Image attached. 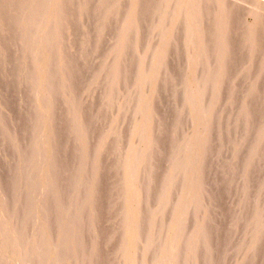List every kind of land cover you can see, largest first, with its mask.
I'll use <instances>...</instances> for the list:
<instances>
[{
	"label": "rangeland",
	"instance_id": "obj_1",
	"mask_svg": "<svg viewBox=\"0 0 264 264\" xmlns=\"http://www.w3.org/2000/svg\"><path fill=\"white\" fill-rule=\"evenodd\" d=\"M2 1H3V3H2ZM9 2V3H7V2ZM1 0V2H0V4L1 5H3V4H5V8L8 10V7L9 6H11V7H9V10H8V12L10 11L11 13H7L8 15V18H7V16H6V18H4V19H2L1 21H0V23L2 22V24L4 23V21H5V24H3L2 25V27H1V30H0V60H2L3 62H5V69H7L6 70V72H4V75H3V77L2 78H0V87H1V85H5V90L4 91H2L1 90V88H0V95L2 96V99H1V96H0V117H2L3 115V117L2 118H0V131H1V133H0V157H2V159H0V165H1V167H0V183L2 184H0V194H1V196H0V264H24L23 262V260H26V259H24V258H30V257H32L33 258V260H32V262L33 263H31V261L29 262L28 261V263H27V260H31L32 258H30V259H27L26 261H25V264H59V262H60V264H73L74 263V260L76 261V260H78V259H82V261H79V263L80 264H95L96 263V260L98 259V260H101V264H212V261H213V264L215 263L214 261H216L217 263H215V264H245V261L247 262L248 260H249V262H247L246 264H259L260 262H261V264H264L263 262H264V260H263V258H264V230H262V229H264V188H263V190L260 192V193H251L246 199L248 200H244L243 199V196L242 197H237L238 195H237V193L239 192V191H237V189H241V187L240 188H238V186H244V185H246V184H249V183H251V182H253L254 180H256V178L258 179V181H256V183L257 184H259L260 183V185H264V169H262V168H264V155H263V152H264V141H263V139H264V135H263V133H262V130H263V128H264V115L263 114H261V112H259V114H258V110L254 107H249L250 109H249V111L248 112H250L249 114H247V116H248V119L246 120V122H245V120L242 122V121H240V123H239V121H238V119H243V117H244V115H245V112H243V109H242V103H241V106L239 105L240 104V102L239 101H241L242 100V102H243V99H246V101L248 102V101H251L252 100V102H254L253 100L254 99H261L260 101H262V99H263V104L262 105H264V73H263V75H262V77L257 81V83L254 85V87L250 90V95H248L247 96V98H243V96L244 95H242L241 94V89L242 88H244L245 86H246V82H248L249 81V72H250V68H252L253 67V65H248V64H246L247 66H245L246 68V71H244V73H242V74H244V76L243 75H239V73H238V66L239 65H237V64H240V63H244V61H245V59L247 58V52H249V50H245V52L243 53V56L242 57H237L236 56V59L235 58H233V57H231V54L230 55H228V54H226L227 56H230V57H228V58H226L227 56L225 55L224 57V63H225V67H226V69H224L225 71L223 72V74L221 73V75H223L221 78L219 77L218 78V81L216 80V82H212L211 84H213V88L212 87H210V89H212V91H210L209 90V92H208V95L206 96V99L204 100V102L203 101H198L197 102V100H199V98L197 97V96H199V78H201L200 77V73H201V75H202V78L200 79L201 81H203L205 78H206V81H208L209 80V78L211 77V72L216 68V69H219L220 67V65H221V61H222V57L220 58V52L217 54L218 56L215 58V57H212V60H211V63H208V64H206V62H204V64H203V60H204V57L203 58H201L203 55L205 56V54L206 53H208L210 50H215L216 51V49H215V45H213V44H211V43H213V40H216V37H214V35L215 36H217L214 32H210V33H207V34H212L210 37H211V39L210 40H212L211 42H209V43H207V44H209V45H206V43H204L205 41H204V39H206V37H208V39L210 38L209 37V35H207V34H204V35H206V37L205 36H202V35H198V37H195V39L193 40V42L194 43H187L186 42V40L184 41L183 40V36L182 35H184L187 31H188V33L190 34H193V33H197V31H198V26H199V22H198V19L196 18L195 19V22H194V24H193V28H192V30H190V29H188L187 28V22H188V19H189V16L187 15V10L189 9L188 8V6L190 7V5H191V2L190 1H193V0H154L155 2H154V4H152L151 5V7L148 5L149 4V2L151 1V0H145V1H147L148 2V4H147V9L143 12V14L144 15H142V13L140 14V18H137V20L138 19H140V20H138L140 23L142 22L145 26H144V28H142V26L141 25H143L142 23L141 24H138V23H134L133 24V19H132V13H133V11L135 10V8L137 7V3H138V1L139 0H114L113 2H112V0H109L108 2H106V3H104V4H100V5H98L97 7H94L95 5H97L98 3L96 2H94V4H93V7H92V3H90V0H85L86 2L84 3V0H60L59 2H60V4H62L63 6H65L64 4H66L67 2H71V3H73V5H71V4H69V3H67L66 5V7L65 8H67V7H70V6H73L74 7V9H75V11H74V20H73V24H71L70 26H67L66 27V24H65V22H66V20H64V21H62V19L64 18V13H63V11H62V9L60 8V6H59V3H58V5L56 4L55 5V2L57 1V0H55V1H53V0H19L18 2H19V4H13V2H15V1H17V0H15V1H9V0ZM25 1V4H23V2ZM65 3H64V2ZM115 1H116V4H115V6L116 7H118L119 5H120V2H121V5L119 6V10H118V14H119V17H120V19L119 20H121V22H119L118 23V21H115V19L117 18V17H115L116 15H115V13H113L114 12V10H113V8H114V6H113V4L115 3ZM137 1V2H136ZM177 1H179V3H177ZM18 2H16V3H18ZM20 2L22 3V5L20 4ZM54 2V3H53ZM64 4H63V3ZM75 2V3H74ZM110 2V3H109ZM119 3V5H118V3ZM77 3V4H76ZM82 3H83V5H82ZM87 3V4H86ZM157 3V4H156ZM8 6H7V5ZM13 4V5H12ZM80 4V5H79ZM110 4V5H109ZM112 4V5H111ZM156 4V5H155ZM169 4V5H168ZM190 4V5H189ZM21 5V6H20ZM88 5V7L90 8V7H92V8H97V9H94V10H92V9H86V8H84V6H87ZM91 5V6H90ZM155 5V6H154ZM17 6V7H16ZM52 6V7H51ZM82 6H83V8H82ZM110 6H111V8H110ZM113 6V7H112ZM253 6L254 7H256L254 4H253ZM14 7V9H12ZM17 9H16V8ZM172 7H174V8H172ZM254 7H252V11H250V12H247V13H244L243 15H240L239 16V23L241 22V23H243V24H241L240 23V30L241 29H246V28H249V29H247V30H244V31H246V33L245 34H247V38L249 39V37H250V35L253 33V30H254V28H256V20H255V17H254V14H253V12H255V9L256 8H254ZM11 8V9H10ZM24 8V9H23ZM48 8L49 9H51L52 8V11L53 12H51V10H48ZM166 8H168V9H166ZM172 8V9H171ZM23 9V10H22ZM60 9V10H59ZM175 9V10H174ZM17 10V11H16ZM26 10V11H25ZM28 10V11H27ZM47 10H48V12H47ZM58 10V11H57ZM99 10L100 11H102L104 14H102V15H100V17H97L95 14L96 13H99ZM167 10V11H166ZM171 10V11H170ZM182 10V11H181ZM13 11H14V14H16V15H13L12 13H13ZM30 11V12H29ZM45 11H46V14H45ZM173 11V12H172ZM16 12V13H15ZM29 12V13H28ZM39 12V13H38ZM59 13V14H57V16H56V13ZM147 12V13H146ZM49 13H51L50 15H49ZM55 13V14H54ZM106 13V14H105ZM163 13V14H162ZM26 14V15H25ZM32 14V15H31ZM52 14H54V15H52ZM63 16H62V15ZM174 14H176L177 15V19H176V21L174 22ZM241 14V13H240ZM246 14V15H245ZM11 15V16H10ZM36 15V16H35ZM52 15V16H51ZM60 15V16H59ZM24 16H27V17H29V18H31V19H27V17H24ZM43 16V17H42ZM14 17V18H13ZM54 17V18H53ZM60 17V18H59ZM142 17H144V18H142ZM146 18V19H145ZM219 18H221V17H217L216 18V21H215V23H217L218 22V24H221V22H222V19H219ZM242 18V19H241ZM11 19V20H10ZM16 19V20H15ZM26 19V20H25ZM43 19H46V20H43ZM56 19H61L60 21L58 20V21H55ZM143 19H144V21H145V23H144V21H143ZM18 20V21H17ZM19 20H20V22L22 23V25H21V23H17V22H19ZM25 20V21H24ZM42 20V21H41ZM186 20V21H185ZM243 20V21H242ZM11 21V22H10ZM17 21V22H16ZM64 23V26L66 27V29L67 30H65V27L63 26V24H62V22ZM106 21V22H105ZM7 22H9V23H7ZM24 22H26V23H24ZM41 22V23H40ZM59 22H61V23H59ZM55 23L57 24V25H55ZM107 23V25H105V27H104V24H106ZM43 24V25H42ZM61 25V27L63 26V28H62V30H61V27H57L58 25ZM103 24V25H102ZM21 25V26H20ZM102 25V26H101ZM117 25V26H116ZM119 25V26H118ZM136 25V26H135ZM247 25V26H246ZM54 26H56V28H60V31H58L59 33L57 34V36L54 38V31L55 30H58V29H56L55 28V30H53L54 28ZM134 26V27H133ZM241 26H242V28H241ZM20 27H22V28H25V29H23V30H25V31H22V30H19V29H21ZM117 27V28H116ZM244 27V28H243ZM98 28V29H97ZM102 28L104 29V31L102 30ZM136 28H138L139 30H137V32L138 33H140L141 34V36L144 38V40H143V38L140 36V38H141V42H139V45H136L135 43H134V41H133V39H131L132 38V30L134 29H136ZM115 29V30H114ZM239 29V28H238ZM65 30V31H64ZM73 30H77V45H76V47H75V49H73V51L71 50V47H70V43H69V39H70V36H72L73 35ZM99 30H101V32H99ZM109 30H111V31H109ZM22 31V33H23V35H22V40H21V42H17L16 44L15 43H13L14 41H12L14 38H15V35L17 34V33H19V32H21ZM64 31V32H63ZM96 31H98L99 33H100V35H99V37H101V35H103L102 36V40L101 39H99V41L100 42H98L97 40L98 39H96V42H98L95 46L97 47L98 45V47L99 48H96L95 46H93L94 45V43L92 42V44L91 45H88V48H87V44H86V47L84 46L85 45V43H86V36H87V34H89L90 32H96ZM108 31V32H107ZM185 31V32H184ZM243 31V30H242ZM98 32H96V33H98ZM130 32H131V34L132 35H129L130 34ZM247 32H249V33H247ZM227 33H228V30H227ZM225 34V38H227V40H228V34ZM3 34V35H2ZM200 34V33H199ZM249 35V36H248ZM119 37V39H120V43H119V45L118 46H120L121 45V47H116V49L118 50L119 48H121L122 49V47H123V44H125V45H127V41H129L128 42V44H130V46H131V49H130V46L129 45H127V46H129V47H127V49L129 48L130 49V51L128 50V51H126V49H124V48H126V47H123V49L122 50H125V51H123V57H124V59H123V57H121V59H119L118 60V51H116V49H114V48H107L106 46V44L107 43H109L108 41L109 40H111L110 39V37H112V39L114 38V37ZM182 36V37H181ZM213 36V37H212ZM125 37H130V39L128 40L127 38H125ZM205 37V38H204ZM52 38H53V41H52ZM123 38H125L124 40L126 41H122V39ZM153 38V39H152ZM241 38H243L244 39V41H245V38L244 37H241ZM246 38V39H247ZM23 39H24V41H23ZM54 39H56L55 40V42H54ZM109 39V40H108ZM127 39V40H126ZM203 39V40H202ZM242 40V39H241ZM130 41H132V43H130ZM182 41H184V42H186L188 45H186V44H184V43H180V42H182ZM209 41V40H208ZM52 42L53 43H55V45H54V47H52ZM71 42V41H70ZM107 42V43H106ZM123 42H125V43H123ZM134 43V44H133ZM168 43H170V44H168ZM172 43V44H171ZM197 43V44H196ZM11 44H12V46H11ZM28 44V45H27ZM105 44V45H104ZM136 45V47L134 48V46H132V45ZM159 44V45H158ZM160 44L162 45L161 47H160ZM168 46V47H170V48H173V49H176V48H178V49H180L179 50V52H177V53H179V54H177L176 52V54H177V56L175 55V53H174V51L171 53V54H169V53H167V51H169V48L168 49H164L165 48V46L166 45ZM178 46H177V45ZM215 44V43H214ZM4 45V47H2ZM9 45L11 46V47H9ZM21 45V46H20ZM124 45V46H125ZM155 45H157V47L155 46ZM165 45V46H164ZM170 45V46H169ZM176 45V46H175ZM180 45V46H179ZM186 45V46H185ZM194 45V46H193ZM204 47H203V46ZM5 46H7L8 47V49L6 50L5 49ZM103 46H105V48L103 47ZM206 46V47H205ZM92 47V48H91ZM145 47H148V49H147V51L145 52V54H146V56H142V61H138V59L137 58H135V59H132V58H134V56H136L137 57V55H140L142 52H143V48H145ZM150 47V48H149ZM152 47V48H151ZM11 48V49H10ZM14 48V49H13ZM95 48H96V50L98 49V52H96V54H95ZM107 48V49H106ZM162 48V49H161ZM214 48V49H213ZM4 50V52H3V50ZM17 49H18V51H17ZM90 49V50H89ZM94 49V50H93ZM150 49H151V51H150ZM158 49V51H159V54H161L162 55V57H161V59H163V61L161 62V65L157 68V69H159V70H161L160 72H159V70H157L158 72H157V78L158 79H162V82L164 83V81H163V79H164V77H165V79H166V82L164 83L165 85H166V91L167 92H165V90H164V88H165V86L163 85V90H162V82L159 80V87H157V90H154V87L152 88V85L150 84V86L148 85V83H152V81H150V82H148L147 83V86H146V84H145V82H147L146 80H149V79H147V78H149L150 76V74H152V73H150V72H152V70H156V69H152V67H149V66H151V62L153 61V59H154V57L152 56L153 55V50L156 52V50ZM177 49V50H178ZM186 49V50H185ZM226 49H229L228 47L226 48ZM225 49V50H226ZM14 50H16V51H14ZM115 50V51H114ZM141 50H142V52H141ZM164 50V51H163ZM166 50V51H165ZM7 51V52H6ZM68 51V52H67ZM71 51H72V53H71ZM94 52V54L93 53H91V52ZM6 52V53H5ZM133 52V53H132ZM135 52V53H134ZM141 52V53H140ZM163 52V53H162ZM187 52V53H186ZM206 52V53H205ZM228 52V51H227ZM2 53V54H1ZM5 53V54H4ZM24 53V54H23ZM70 53V54H69ZM116 53H117V57L115 56L116 55ZM125 53H129V55H126ZM150 53H151V55H150ZM164 53H166V54H164ZM181 53V54H180ZM205 53V54H204ZM21 54H22V56L23 55H25V56H23V58H22V56H21ZM173 54H174V57L176 56V57H180L179 55H182L180 58H181V60H180V58L178 59V58H176L177 59V62L179 63V61L180 62H182V63H180V64H176V65H174L173 64V58H172V56H173ZM188 54V55H187ZM203 54V55H202ZM70 55V56H69ZM169 55H170V57H169ZM21 56V57H20ZM95 56V57H94ZM152 56V57H151ZM68 57V63H70V64H67V62H65L66 60L64 59V58H67ZM98 58V59H95V58ZM131 57V58H130ZM200 59H199V58ZM9 58V59H8ZM94 58V59H93ZM115 58V59H114ZM116 58H117V60L118 61H116ZM146 58V59H145ZM151 58H153L152 59V61L150 60ZM168 58V59H167ZM229 58H230V60L232 61H230L229 60ZM232 58V59H231ZM237 58H239V60L237 59ZM122 59H123V61H122ZM145 59V60H144ZM166 59H167V61H166ZM170 59H172V61L170 62ZM200 61H199V60ZM228 59V60H227ZM233 59H235V60H237V62L236 61H234ZM240 59H241V62H240ZM258 59V58H257ZM6 60V61H5ZM115 60V61H114ZM130 60V61H129ZM164 60H165V62H164ZM201 60H202V64H201ZM215 60V61H214ZM227 60V61H226ZM216 61H218V62H216ZM230 61V63H228ZM10 62H12V63H10ZM120 62V63H119ZM121 62H123V63H121ZM140 62V63H139ZM168 62V63H167ZM169 62H170V64H169ZM236 62V63H235ZM258 62V64H259V62H260V59H259V61H257ZM257 62H255L256 64V66H259V68H261L260 66L262 65V64H257ZM8 63H10V64H8ZM143 63V64H142ZM217 63V64H216ZM72 64V65H71ZM74 64H79V68H78V71H77V80H78V82H76L75 84H76V86H75V84H73V88H75L77 91L79 90V95H77L78 93H77V91L75 90V89H72V87L69 85L68 86V84H69V77H70V74H68V72L70 71L68 68H70L71 66L73 67V65ZM166 64H167V66H166ZM212 66H211V65ZM245 64V63H244ZM15 67H14V66ZM66 65V66H65ZM67 65L69 66V67H67ZM71 65V66H70ZM143 65V66H142ZM162 65H165V68H163L162 67ZM200 65V66H199ZM209 65V66H208ZM217 65H219V66H217ZM241 65V64H240ZM64 67V69H63V67ZM185 66H186V69L184 70L183 68H185ZM195 66V67H194ZM204 66V67H203ZM7 67V68H6ZM8 67H9V70H11V71H9L8 70ZM14 69H13V68ZM61 67H62V69L65 71H63L62 69H61ZM65 67L67 68L66 70H65ZM147 67H149V68H147ZM162 67V68H161ZM23 68L24 69H26V70H28L27 71V73L25 74V76L23 77V84L21 85V87L19 88V92L20 93H18V95H15L14 94V86L16 85V79H18V75L21 73V70H23ZM110 68H111V71H109L110 70ZM161 68V69H160ZM171 68L172 69H174V70H171ZM198 68V69H197ZM207 68H209V70H208V72H207ZM213 68V69H212ZM55 69H59L58 70V72H59V74H58V84H57V87H56V90H57V92H58V94H57V97L59 96V98H57V100H56V103H57V105H52L53 104V101L52 100H49L50 99V97H48L47 98V96H49V93H48V95H47V89L48 88H46V87H48L47 86V78H46V76L48 75V77H50V75H52L53 74V72H54V70ZM142 69V70H141ZM194 69V70H193ZM16 70V71H15ZM18 70H20V71H18ZM143 71V72H141V71ZM171 72H170V71ZM179 70H182L181 72H179ZM189 70H190V72H189ZM63 71V72H62ZM129 71H130V73H129ZM166 73H165V72ZM168 71V72H167ZM187 71V72H186ZM11 72V73H10ZM110 72V73H109ZM131 72H132V74L134 75L135 74V72H137V73H139L140 72V74L138 75L139 76V78H140V80H134L133 78H130V77H127V80H125L124 81V83L122 84L123 85V87L122 86H120L119 85V78L120 77H118V74H120V73H127L128 74V76L131 74ZM148 74V77H147V74ZM149 72V73H148ZM176 72V73H175ZM178 72V73H177ZM185 74L184 76L182 75L183 73ZM245 72H247V73H245ZM13 73V74H12ZM70 73V72H69ZM173 73V75H171V76H174L175 74H176V76H174L173 77V86L172 87H170L171 85L169 84H167L168 83V79H167V77L169 78L170 77V75L169 74H172ZM236 73H237V75H236ZM15 74V75H14ZM17 74V75H16ZM61 74V75H60ZM159 74V75H158ZM164 75V77H163V75ZM166 74H167V76H166ZM206 76H205V75ZM210 74V75H209ZM7 75V77H4V76H6ZM220 75V76H221ZM236 75V77L238 78L239 76V78L237 79L236 77L235 78H233L234 76ZM239 75V76H238ZM65 76H67V77H65ZM107 76V79H110L111 78V82L108 80V83H109V85H107V84H104V85H102V84H100L101 86H99L98 84L99 83H103L101 80H103L105 77ZM120 76V75H119ZM160 76H162V77H160ZM208 76V77H207ZM16 78L15 80H12L13 78ZM28 77H32V79H33V83L32 84H30L28 81H27V78ZM88 77H92L93 78V80L94 81H96V84H94L95 82L93 81L92 83L93 84H91L89 87H87V84H85L86 82H88ZM104 77V78H103ZM108 77H110V78H108ZM118 77V78H117ZM145 77V78H144ZM225 77V78H224ZM4 78H5V80H4ZM46 78V79H45ZM81 80L82 79V81H80L79 79ZM84 78V79H83ZM103 78V79H102ZM130 78V79H129ZM226 78L227 79H229V80H227L228 82H226ZM263 78V79H262ZM9 79H11V80H9ZM34 79H35V81H34ZM65 79H66V81H65ZM116 79H118V81H116ZM133 79V80H132ZM143 81H142V80ZM232 79H233V81H232ZM3 80V81H2ZM150 80H151V78H150ZM220 80H222V81H220ZM10 81L12 82V83H10ZM27 82V85L25 84L26 82ZM101 81V82H100ZM263 81V82H262ZM3 82V83H2ZM15 82V83H14ZM68 82V83H67ZM80 82H81V84H80ZM83 82H85L84 84H82ZM116 83L117 84V86L119 85V87L120 88H118V90H117V94L118 95H120V99H118L115 103V105H111L110 106V102L112 101L111 99H113L114 97H116V96H118L116 93H114V90H115V92H116V89H117V87H116V84H114V83ZM141 82V84H138V83H140ZM183 82V83H182ZM197 82V83H196ZM220 82H221V84L222 83H224V84H222V87H221V84H220ZM227 84H226V83ZM261 82H262V84H261ZM9 83V84H8ZM44 83V84H43ZM46 83V84H45ZM174 83H176V86H174ZM179 83V84H178ZM182 83V84H181ZM214 83H216V84H214ZM7 84V85H6ZM67 86H66V85ZM110 84H111V86H110ZM125 84V85H124ZM153 84V83H152ZM183 86V84H185V86L187 87V89L188 88H190V90H188V91H186V95L185 94H183V93H181L182 92V86ZM198 84V85H197ZM24 85V86H23ZM98 85V86H97ZM113 85V86H112ZM177 85H178V88H177ZM234 86V87H232V86ZM237 85H239L241 88H239V91L237 90L238 88L237 87H239V86H237ZM242 85V86H241ZM258 85H260V86H258ZM13 86V87H12ZM33 86V87H32ZM66 88H65V87ZM95 86V87H94ZM141 86V87H140ZM179 86H181V87H179ZM237 86V87H236ZM25 87V88H24ZM91 87V88H90ZM97 87V88H96ZM104 87H105V89H104ZM108 87L110 88V89H108ZM147 87V88H146ZM149 87V88H148ZM167 87H169V88H167ZM222 89H221V88ZM229 87H231V88H233L234 89V91L236 92V94H234V91H233V89H231V91H229V96L230 97H226L227 96V88H229ZM28 88V89H27ZM69 88V89H68ZM87 88V89H86ZM92 88H93V90H92ZM104 90H103V89ZM116 88V89H115ZM176 88V89H175ZM219 88H220V90L221 91H219ZM68 91H67V90ZM72 89V90H71ZM81 89V90H80ZM101 89V90H100ZM121 89V90H120ZM123 89V90H122ZM151 89V91H149ZM172 89V92L171 93H169L168 91H170ZM175 91H174V90ZM230 89V88H229ZM228 89V90H229ZM245 89V88H244ZM254 89V90H253ZM37 92V94H36V92ZM86 90H88V91H86ZM109 90V91H108ZM138 90H139V92H142V93H139L138 92ZM177 90H178V96L179 97H182L181 99H176L177 100V102L175 103V105H173V112H172V115H171V117H173V120H172V123H171V126H173V127H176V125L178 124L177 122L179 121V119H180V117H181V113H180V111L183 113V111H184V113H186V114H189V116H190V118H188V121L189 122H187V124H185L183 127H185V128H183V132H181L180 131V133H178V137L179 136H183V137H181V138H183V139H180V137L178 138L179 140L178 141H176L175 142V148L177 149V147H178V149H177V151H175V149H173L172 150V153H171V156H173V155H175L174 157H175V162L176 161H178V157H177V155L178 154H180L181 153V151H182V149L183 148H185L186 146L185 145H187V142H189V135L188 134H186V133H188V132H195V138H198V139H202V134L205 132V131H203L202 132V130H204V126H203V124H202V118H203V113H204V116H206L205 115V112H207L206 114H208V116L209 117H213L212 118V122H214L212 125H210V129L208 128V131L210 132V131H212V132H210L209 134H210V136H213L212 137V139L215 141V136H214V133H215V130H222L223 128V126L225 127L224 128V132L226 133L224 136H223V138L224 139H222V145L220 144V147L218 146V143H216L215 144V146H217L216 148H217V150H216V148H215V146H213L212 147V149L213 150H215V151H222V148L223 149H225L226 148V146H227V151L225 152V155L222 157V155H220L221 153H216L215 151H209L210 153H207L206 151H207V148L205 147V149H206V151H204L206 154H208V155H206L205 153H203V154H201V156L203 157L202 159H201V161H199V164H198V166H195V167H193V166H191V163L189 162V160L188 159H186V160H183V162H182V168L180 169V170H183L184 172H180V170H179V172H178V179H180L179 181H177V187H178V193H177V195H176V192H175V195H174V192H173V194L172 195H174V196H172V199L169 197L168 199V201L166 200L165 201V205H161V207H160V203L161 204H163V201L161 200L163 197V195H161L162 194V192L164 191L163 189L164 188H162V185L164 186L165 185V188L169 185L168 183H170V177H171V175L173 176V175H175V173L173 172L174 171V166H172V163L170 164V162L172 161L173 162V158H171V160H170V162H168V164L166 163V164H162L161 166H162V168H160L161 169V171H159L160 173H158L157 172V170L156 171H154L155 173H156V176L155 177H153V180H152V178L151 179H149V178H147V177H143V178H141L140 180H146V181H140V183L141 184H143V187H145L144 189L145 190H152V187H154L155 185H153V181H155V183H156V181H157V179H155V178H158L159 177V179L161 178V182L159 183V182H157V184H158V186H161V188H158V190H156L155 189V187L153 188V190H152V192H150V193H152L151 195H153L154 196V198H151V200L150 201H152L153 202V204L151 203V204H147V205H149V206H147L146 204H145V206H143V202L145 201V200H147L148 201V197H146L145 196V194H143L142 192L143 191H141L140 192V194H143L144 195V197H143V195H142V200L141 199H139L140 197H141V195L139 194V197L137 196V200L135 199V197H134V200L133 199H131L132 200V207L133 206H135V207H137V208H134L133 207V211H135L134 213L137 215V217H138V222H139V224L140 225H142L141 227H140V230L139 231H135L134 233H133V235H132V237H131V239H130V242H129V244L127 245V249H125V248H122L123 246H124V235H120V233H118L120 236H118V234L117 235H112L111 234V237H110V234L109 233H106V231H107V227H106V225H108L107 224V222L108 221H100L99 220V208H97L96 210L94 209V210H92V212L91 211H89L88 209V205H87V200H86V198L82 195V187H85V184H84V182L83 181H85L86 179H87V176L91 179L92 177H90V174L89 175H87L86 174V176H85V174H84V172H83V170H81V169H83V166H84V155L86 156V158H87V156H88V160H89V157H95V158H97V156H98V154H96V152H97V150L99 149V151H100V149L102 148V147H105L104 145L105 144H107L108 145V147L109 148H107V153H104V156L103 157H106L105 159H103V160H106L107 159V161H108V149H115V148H117V149H115L116 151L115 152H117V154L115 155V156H117V155H119V156H121L120 154H122L123 155V151H124V149L126 150V152L128 151V150H130V152L128 151L127 153H125L126 155H124V156H127V157H124V156H122V161H123V159H125L124 160V162H123V164L125 165L126 163H127V161H128V163L129 164H126L125 166L124 165H122V163H119V165L121 164V166H120V168H122V167H124V169L122 168V169H120V168H118L119 167V165H118V167H117V170L118 169H120V170H118L119 171V173L121 174H117L116 172H118L117 170H115V168H114V170H113V168L110 166L111 165V163H110V161L108 162L110 165L108 166V164L107 165H103V164H101L100 166H99V168L102 170V168L104 169L105 167L104 166H106V168L108 167H110L109 169H111L110 171H111V173L109 172V169H104L103 171H105V170H107V171H105L106 172V174H108V176H106V178L104 179V177L102 176L103 175V173L101 172L100 173V178H96V177H94V179L96 180H94L95 182H93V184L95 183V186H93V189H96L95 191L96 192H98L99 190L98 189H102V188H100V187H104V185H109V187L110 188H112V186L115 184L113 181H119V182H116V184L118 185V188H117V190H115V196L116 195H122L123 193H126L125 191H126V189L129 187V186H127V185H129L132 181L133 182H135L134 180H132L131 181V179L133 178V173H135V172H137V170H138V173H139V171H141V169H143V168H141L140 167V165L143 167V165L145 164V163H147V160L146 159H148L149 157H147V155H148V153H145V151L148 149L146 146H148L149 145V143H146V146H145V142H149V141H147V138H144L143 136H144V134L145 133H148L149 131H147L148 129L150 130V127H147L146 129L144 128V127H142V126H140L141 124L139 123V124H137L138 126H137V133H136V137H135V135L132 137L131 136V138H129L128 136H126V134L124 133L125 131H126V124L128 123L129 124V120H131L132 118H131V115L133 116V113H134V108L136 107V104H137V101L136 100H138V98L139 97H142V98H144L143 97V95L144 96H146V95H148V92L150 93L149 95H148V97H150V98H152V99H154V97H155V102L153 103L154 105H152L153 106V108L154 109H156L157 108V106H158V108L156 109V110H154V109H152V106H150L148 109H146V107L144 106L146 103L145 102H140V104H139V109L141 110H143V112L147 115V112H148V114H149V111H152V112H150V114L149 115H147V116H145V114H143V112H140V114L142 113V115H144V117H143V120H144V118H147V117H154V122H156V119H158V115L160 116L161 115V111H162V105H163V103H165V102H168V99L170 98V100H172L173 98H174V94H176V92H177ZM216 90V91H215ZM223 90L227 93H223ZM237 90V91H236ZM63 91H64V93H63ZM73 91V92H72ZM91 91H93V92H91ZM119 91H122V93H123V95H121V94H119V93H121V92H119ZM137 91V92H136ZM146 91H147V93H146ZM156 91V92H155ZM181 91V92H180ZM4 92H8V93H4ZM76 92V93H75ZM83 94H81V93ZM89 92V93H88ZM136 92V93H135ZM215 92V93H214ZM217 92H219V93H217ZM66 93L68 94V95H66ZM139 93V94H138ZM160 93H162L161 95H159ZM172 93H174V94H172ZM221 93H223V94H225V95H223L222 94V96H221ZM252 93V94H251ZM7 95L6 96V98H5V96H3V95ZM11 94L15 97H13V96H11ZM32 94V95H31ZM35 94V95H34ZM64 94V95H63ZM103 94V95H102ZM155 94H156V96H155ZM165 94L167 95V98L166 99H163L164 97H165ZM168 94H169V96H168ZM188 94H190V95H188ZM233 94L234 95H237V96H233ZM240 94V95H239ZM73 95V97H75L74 99L71 97ZM75 95V96H74ZM113 95V96H112ZM158 95V96H157ZM185 95V96H184ZM11 96V98H13V99H11L10 98V100H9V97ZM16 96H17V98H16ZM30 96H32L33 98H30ZM38 96V97H37ZM67 96L68 97H71V98H67ZM86 96V97H85ZM89 96V97H88ZM103 96V97H102ZM112 96V98L110 99V97ZM123 96V97H122ZM209 96V97H208ZM217 96V97H216ZM221 96V97H220ZM225 96V97H224ZM240 96V97H239ZM255 96V97H254ZM257 96V97H256ZM258 96H260V98L258 97ZM62 98V100H61V98ZM78 97V98H77ZM84 97V98H83ZM89 99H88V98ZM101 97V98H100ZM136 97V98H135ZM156 97H157V99H156ZM163 99L162 101L160 100L161 98ZM172 97V98H171ZM197 97V98H196ZM208 97V98H207ZM226 98V99H224V98ZM233 97V98H232ZM235 97H236V99H235ZM249 97V98H248ZM254 97V98H253ZM262 97V98H261ZM30 98V99H29ZM35 98V100L33 101V99ZM192 98H193V101H194V98H195V103H196V105L195 106H193V105H191V103L190 102H192ZM223 98V99H222ZM252 98V99H251ZM28 99L30 100V101H28ZM78 99V100H77ZM101 99V100H100ZM135 99V100H134ZM183 99V100H182ZM197 99V100H196ZM4 100V101H3ZM13 100V101H12ZM23 100V101H22ZM59 100V101H58ZM61 100V101H60ZM65 100V101H64ZM73 100V101H72ZM81 100V101H80ZM84 100V101H83ZM91 103H93V102H95L92 106H91V104H90V102ZM158 100L160 101V103H162V104H159L158 103ZM167 100V101H166ZM169 100V102H171ZM208 100L210 101V100H212L213 101V105H214V108H212V107H210L209 106V103H211V101L210 102H208ZM221 100V106H220V101ZM7 101V103H5ZM22 101V102H21ZM32 101V102H31ZM107 101H108V103H107ZM110 101V102H109ZM134 101H136V102H134ZM165 101V102H164ZM216 101V102H215ZM225 101V102H224ZM232 101V102H231ZM21 102V103H20ZM25 102V103H24ZM27 102V103H26ZM44 102H46L47 103V105H46V103H44ZM89 102V103H88ZM214 102H215V104H214ZM218 102V103H217ZM223 102V103H222ZM15 103H16V105H15ZM31 103V104H30ZM35 103V104H34ZM55 103V104H56ZM86 103V104H85ZM107 105H106V104ZM156 103H158V104H156ZM181 105H180V104ZM199 103V104H198ZM249 103H251V102H248V104ZM1 104L3 105V106H1ZM15 106H14V105ZM25 104H28V106H30L29 108H28V110H29V112H27V111H24V110H26V108H25ZM30 104V105H29ZM70 104V105H69ZM83 104H84V106H83ZM90 104V105H89ZM97 104V105H96ZM166 104H168V103H165L164 105H166ZM204 104V106L202 107V105ZM208 104V105H207ZM219 104V105H218ZM8 105V106H7ZM18 105V106H17ZM80 105V106H79ZM84 107H82V106ZM98 105H99V110L97 109L98 108ZM106 105V106H105ZM110 107H109V106ZM178 105H180V106H178ZM201 105V106H200ZM216 105V106H215ZM226 105V106H225ZM250 106H252V103L251 104H249ZM7 106V107H6ZM14 106V107H13ZM17 106V107H16ZM97 106V107H96ZM103 106H104V108H103ZM108 106V107H107ZM121 106V107H120ZM145 108H144V107ZM146 106H147V104H146ZM156 106V107H155ZM188 106V107H187ZM189 106H190V110H188V111H190V112H188L187 111V109H189ZM196 106H198L197 108H196ZM217 106H219L218 108H217ZM2 107V108H1ZM10 107V108H9ZM12 107V108H11ZM54 109H53V108ZM56 107V108H55ZM82 107V108H81ZM93 107V108H92ZM102 107V108H101ZM106 107V108H105ZM111 107H113V108H111ZM144 109H143V108ZM187 109H186V108ZM195 108V110H194V112H193V108ZM211 108L210 110H208L209 108ZM224 107V108H223ZM180 108V109H179ZM184 110H183V109ZM199 108V109H198ZM208 108V109H207ZM221 110H220V109ZM230 108V109H229ZM241 108V109H240ZM264 108V107H263ZM51 111H50V110ZM55 110L54 111V113L52 112L53 110ZM58 109H60V110H58ZM62 109V110H61ZM80 109H82L83 111H81L80 112ZM91 109V110H90ZM104 109H106V110H108V109H111V110H108V111H105ZM115 111H114V110ZM152 109V110H151ZM204 109V110H203ZM206 109V110H205ZM238 109H240V111L238 110ZM6 110V111H5ZM8 110V111H7ZM23 110V111H22ZM43 110H45V111H43ZM66 110V111H65ZM96 110V111H95ZM102 110V111H101ZM104 110V111H103ZM154 110V111H153ZM158 110V111H157ZM176 110H178V111H176ZM180 110V111H179ZM208 110V111H207ZM213 110V111H212ZM214 110H216L215 112H214ZM220 110V111H219ZM230 110V112L232 113V114H234V115H232L230 112H228ZM234 110V111H233ZM256 110V111H255ZM43 111V112H42ZM57 111L59 112L60 111V113H57ZM63 111V112H62ZM68 111V115L66 114V112ZM90 111V112H89ZM97 111H101V113H99V112H97ZM112 111V112H111ZM132 111V112H131ZM198 111V112H197ZM218 111V112H217ZM237 111H239V112H237ZM2 112V113H1ZM6 112V113H5ZM52 112V113H51ZM92 112V113H91ZM105 112V113H104ZM154 112H157V113H154ZM179 112V113H178ZM234 112V113H233ZM253 112V113H252ZM255 112V113H254ZM257 112V113H256ZM8 113V114H7ZM10 113V114H9ZM21 113V114H20ZM64 113L66 114V115H64ZM92 114V117L94 118V119H97L96 121L97 122H95V120H93V126H91V127H93V128H91L90 127V125H89V127H88V131H90L91 133H90V136H91V138H90V141H88V143L89 144H87V143H85V142H83L84 140L83 139H81V138H79L78 137V139H75L74 137H72L73 139L72 140H74V141H71V143H72V145L70 146V149L71 150H67L66 148H64L63 150L64 151H67V152H64L62 149V152H60L59 154H58V160L57 159H54V157L52 156V148L54 147V143H57L58 144V142H59V140L60 139H58L59 137H57V133H58V131H61L62 129H61V127L62 128H64L65 126H67V125H70V127H71V125H72V127H71V130H73L72 132H76V131H78L80 128H83L84 127V124H85V126H86V123H84V122H87V117L90 115L91 116V114ZM93 113H99L100 115V118L98 119V115L97 114H94L93 115ZM116 113V114H115ZM152 113H153V115H152ZM177 113V114H176ZM215 115H214V114ZM218 113V114H217ZM226 113V114H225ZM252 113V114H251ZM48 114H50V115H52L51 116V118H53V124L52 123H49L48 121H49V118L48 117H46V116H48ZM53 114H54V117H53ZM62 116V114H63V116H66V119H65V123H62L61 125V127H59V128H57L58 126H60V123H58L59 121V116L60 115ZM104 114V115H103ZM158 114V115H157ZM178 114H179V116H178ZM195 114H197V115H195ZM231 115V118H232V120H231V125H230V127H227L225 124H226V118L228 117V115ZM261 114V115H260ZM28 115V116H27ZM49 115V116H50ZM58 115V116H57ZM110 115V116H109ZM193 115V116H192ZM89 116V117H90ZM156 116V117H155ZM201 116H202V118H201ZM227 116V117H226ZM255 117V119H254V117ZM258 116V117H257ZM5 117V118H4ZM18 117V118H17ZM68 117V118H67ZM88 117V118H89ZM95 117H97V118H95ZM102 117V118H101ZM107 117V118H106ZM142 117H141V119H142ZM242 117V118H241ZM257 117V118H256ZM4 118V119H3ZM9 118V119H8ZM11 118V119H10ZM43 118H45L46 120H47V118H48V120L46 121V123H42L41 122V119H43ZM58 118V120L56 121V119ZM216 118V119H215ZM253 118V119H252ZM68 119H70L69 120V122H67L68 121ZM87 119V120H86ZM102 119L104 120V121H102ZM177 119H178V121H177ZM214 119V120H213ZM252 119V120H251ZM7 120H8V122H7ZM25 120V122H23ZM98 120H100V121H98ZM106 120V121H105ZM217 120H219V121H217ZM263 120V121H262ZM12 121V122H11ZM23 122L22 124L20 123V122ZM39 121V122H38ZM112 121V122H111ZM118 121V122H117ZM144 121H146V120H144ZM148 121V120H147ZM251 121H253L252 123H251ZM258 121H261L260 123H262L261 125H257V124H260ZM45 122V121H44ZM55 122V123H54ZM73 124H72V123ZM97 124V125H94L95 123ZM103 122V123H102ZM127 122V123H126ZM149 122V126H152V127H154L153 126V124L155 125V123H153V124H150V121H148ZM175 122V123H174ZM217 122V123H216ZM27 123V124H26ZM34 123H35V125L36 126H38V127H36L35 125H34ZM38 125H37V124ZM40 123V124H39ZM71 123V124H70ZM102 123V124H101ZM126 123V124H125ZM177 123V124H176ZM247 123V124H246ZM16 124H17V126H18V131H17V126H16ZM21 124V125H20ZM26 126H25V125ZM33 124V125H32ZM59 124V125H58ZM99 124V125H98ZM113 124V125H112ZM176 124V125H175ZM237 124V126H235ZM239 124H244V126L243 125H241V126H239ZM253 124V125H252ZM256 124V125H255ZM51 125V126H50ZM82 125V126H81ZM92 125V124H91ZM126 125V126H125ZM192 125H194V127L192 126ZM203 126L202 128L200 127V126ZM215 125H218V127H216ZM4 126V127H3ZM31 126V127H30ZM97 126V127H96ZM99 126V127H98ZM113 126V127H112ZM170 126V128L171 129H173V127H171ZM214 128H213V127ZM234 126L236 127V128H234ZM256 126H257V128H256ZM8 127H9V129H8ZM15 127V128H14ZM35 127H36V130H38V132L35 134V136H33V134H31L32 133V131L31 130H35ZM52 127V128H51ZM125 127V128H124ZM140 127H141V129H145V131H144V129L143 130H141L140 129ZM151 127V128H152ZM211 127H212V129H211ZM216 127V128H215ZM244 127V128H243ZM259 127V128H258ZM30 128V129H29ZM32 128V129H31ZM105 128V129H104ZM106 128H108V129H106ZM122 128H124V129H122ZM140 129V131H139V129ZM191 130H190V129ZM232 128H234V130L232 129ZM242 128H243V130H242ZM251 128V130L250 131H248L249 129ZM16 129V130H15ZM24 129V130H23ZM54 129H58V131H56V130H54ZM93 129V130H92ZM116 130V133H115V130ZM201 129V130H200ZM238 129H239V132H240V129H241V133H242V136L240 135V136H238V133L239 132H237L238 131ZM253 129V130H252ZM6 130L7 131H9L10 133L9 134H14V135H16L17 134V132H18V134H17V137H16V140L14 141V143L12 142L11 144H9V140H8V138L5 136L4 137V135H3V133L5 132L6 133ZM23 130V131H22ZM120 130V131H119ZM123 130H124V132H123ZM190 130V131H189ZM231 130V131H230ZM236 130V132H235V134H234V132L233 131H235ZM259 130H261V131H259ZM17 131V132H16ZM31 131V132H30ZM45 131V132H44ZM50 133H49V132ZM53 131V132H52ZM107 131V132H106ZM117 131H118V133H117ZM188 131V132H187ZM246 131V132H245ZM253 131V132H252ZM13 132H15V133H13ZM105 132V133H104ZM125 134L124 136L122 135L123 133ZM140 132H143V134L141 133V134H139ZM145 132V133H144ZM199 132V133H198ZM207 132V131H206ZM230 132V133H229ZM233 132V133H232ZM251 132H252V134H251ZM4 133V134H5ZM20 133V134H19ZM56 135H55V134ZM100 133V134H99ZM109 133V134H108ZM114 133V134H113ZM120 133H122V134H120ZM189 133V134H190ZM202 133V134H201ZM241 133H239V134H241ZM245 133V134H244ZM258 133H259V135H258ZM27 134V135H26ZM54 134V135H53ZM91 134H93V135H91ZM105 134V135H104ZM115 134H116V136H115ZM120 134V135H119ZM235 135V141H234V135ZM251 134V135H250ZM21 135V136H20ZM96 135V136H95ZM97 135L99 136V135H103V137L105 138V137H107V138H105V141H108V143L107 142H104V140H103V142H104V145L102 146V143L103 142H101L100 140H98V137H97ZM107 135V136H106ZM110 137H109V136ZM118 135V136H117ZM141 135V136H140ZM143 135V136H142ZM200 135V136H199ZM205 135H206V133H205ZM246 135V136H245ZM254 135V136H253ZM26 136V137H25ZM45 136V137H44ZM55 136V138H53ZM120 136H122V138H123V140L125 141V142H122V139L120 140L119 139V144H117V145H120L121 146V143H123L122 144V146H124L125 144L126 145H128V148H127V146L125 145L124 147H126V148H122V146L120 147L121 149H119V146H117V147H114V146H116V143H117V139H118V137H120ZM126 136V137H125ZM140 136V137H139ZM185 136V137H184ZM197 136V137H196ZM229 138H231V141L232 142H230V139H228V137ZM232 136V137H231ZM240 138L239 140H237L236 141V139L238 138V137ZM42 137V138H41ZM95 137H97V138H95ZM114 137L116 138V139H114ZM77 138V137H76ZM113 139V141L111 142V140ZM124 138H126V139H124ZM188 138V139H187ZM4 139H5V141H4ZM56 139V140H55ZM92 139V140H91ZM96 139V140H95ZM107 139V140H106ZM136 139V140H135ZM143 139H145L144 141H142ZM260 139V140H259ZM54 140V142H52ZM116 140V141H115ZM130 140V141H129ZM139 140H141V141H139ZM149 140V139H148ZM255 142H254V141ZM37 141V142H36ZM61 141H62V139H61ZM80 141H81V143H80ZM97 141V142H96ZM100 141V142H99ZM127 141V142H126ZM186 141V142H185ZM213 141V142H214ZM249 141V142H248ZM257 141H259V142H257ZM3 142H5V144L3 143ZM91 142V143H90ZM116 142V143H115ZM132 142V143H131ZM184 142V143H183ZM195 142V141H194ZM196 142H198V140H196ZM247 142V143H246ZM252 142V143H251ZM3 143V144H2ZM79 143V144H78ZM99 143V144H98ZM111 143H113V144H111ZM130 144V146H129V144ZM140 143V145L139 146H141L140 147V149H141V151L143 152V154H142V156L139 158L138 157V159L136 160L135 159V155L134 154H132V153H136V151H138V147L139 146H136V145H138ZM228 143V144H227ZM235 143V144H234ZM75 144H77V145H75ZM80 144H82V147L84 146V149L81 147H78V145L79 146H81ZM84 144V145H83ZM96 144V145H95ZM115 144V145H114ZM142 144V145H141ZM75 145V146H74ZM89 147H88V146ZM99 147H98V146ZM112 145V147H110ZM162 145V147H160ZM189 145V144H188ZM187 145V146H188ZM8 146L10 147V148H8ZM94 146V147H93ZM132 146V147H131ZM136 146V148L135 149H133L134 147ZM156 146H158V147H156V149L158 150V151H160V149H161V152L163 153V150H164V146H163V143L162 142H160V143H157L156 144ZM245 146V147H244ZM87 148V151H88V153H87V151H85L86 150V148ZM131 149H130V148ZM144 147V148H143ZM181 148V150H180V148ZM218 147L220 148V149H218ZM252 147V148H251ZM257 147H258V154L256 155V162H255V166H256V168H254L253 166H254V163H253V165H252V163H250L251 162V160H252V158H253V155H254V150L255 149H257ZM261 147H263V148H261ZM6 148V149H5ZM8 148V149H7ZM43 148V149H42ZM69 148V147H68ZM76 148V149H75ZM94 148V149H93ZM158 148H160V149H158ZM163 148V149H162ZM242 148V149H241ZM246 148H248V149H246ZM2 149V150H1ZM11 149V150H10ZM40 149H42V150H40ZM78 149V150H77ZM128 149V150H127ZM137 149V150H136ZM240 149V150H239ZM250 149V150H249ZM262 149V150H261ZM7 150V151H6ZM17 150V151H16ZM40 150V151H39ZM119 150V151H118ZM123 152H121V151ZM134 150H136V151H134ZM197 150H199V148L197 147ZM209 150V149H208ZM229 150V151H228ZM261 150V151H260ZM10 151V152H9ZM85 151V152H84ZM92 151V152H91ZM98 151V152H99ZM8 152V153H7ZM13 152V153H12ZM76 152V153H75ZM94 152V153H93ZM97 152V153H98ZM148 152V151H147ZM161 152H159V153H161ZM175 152V153H174ZM180 152V153H179ZM216 154H215V153ZM229 152V153H228ZM67 155H66V154ZM70 153V154H69ZM84 153V154H83ZM201 153H202V149H201ZM2 154V155H1ZM4 154V155H3ZM38 154H41V156H42V158H43V162H48L50 165H51V167H47L48 169H49V171H48V169L47 168H45L43 171H41V170H39L40 168V166H37V165H35V168H36V172H38L36 175L34 174V172L32 173V175H30L27 179H25V181L26 180H28V181H26L25 182V192H24V194L22 195V199H23V201L21 202V204H20V206L22 205V207H17V208H15L14 206H15V204H16V193H15V191H16V186L18 185H23V182H22V179H21V177H23V178H25L24 176L25 175H23V176H20V179H18V174H20V171L21 172H23L22 170L23 169H27V170H29L30 171V169H33L34 167H32V164H33V162L35 161V159L37 158V155ZM83 154V155H82ZM88 154V155H87ZM147 154V155H146ZM64 155H66V156H64ZM134 155V156H133ZM211 155H214V157H212L211 159H210V157H211ZM261 155V156H260ZM29 156V157H28ZM73 156V157H72ZM131 156V157H130ZM218 156V157H217ZM219 156H221V157H219ZM227 156V157H226ZM32 157V158H31ZM53 157V158H52ZM68 157V158H67ZM79 157V158H78ZM82 157H84V158H82ZM118 157V156H117ZM176 157H177V160H176ZM209 157V158H208ZM261 159H260V158ZM26 158H27V160H26ZM34 158V159H33ZM64 158H67V160H70L71 158L73 159H71L72 160V163L74 162L77 166H79V164H80V166L78 167V172H79V170H80V172H82V173H78L77 175H76V177L75 178H68V176L67 177H63L62 179L64 180H61L60 179V181H55V179H54V172H55V169L56 170H60L59 169V166H58V168H57V166L54 168L52 165L53 164H55V165H57V163L58 162H61V161H63V159ZM75 158H77V159H79V161L77 162V159L76 160H74ZM85 158V162L86 161H88L87 159ZM221 158L223 159L222 161H221ZM228 158V159H227ZM233 158V159H232ZM239 158V159H238ZM251 158V159H250ZM17 159H18V161H17ZM20 159V160H19ZM56 160V161H54V160ZM83 161H82V160ZM94 159V158H93ZM139 159H141V160H139ZM145 159V160H144ZM208 159H210V160H208ZM238 159V160H237ZM257 159L258 160H260V161H257ZM48 160V161H47ZM52 160H53V163H52ZM81 160V161H80ZM92 159H90V161H91ZM134 160H136V162H141V164L140 163H137V166L138 167H136V165H133V164H136L135 163V161ZM149 160V159H148ZM216 160L218 161L217 163H216ZM221 162H220V161ZM226 160H227V162H226ZM231 160V161H230ZM7 161V162H6ZM26 161H28L29 163L27 164V162ZM31 161V162H30ZM51 161V162H50ZM64 161H66L65 159H64ZM101 161V160H100ZM130 161V162H129ZM143 161L145 162V163H143ZM203 161H204V166H203ZM213 161V162H212ZM226 162V163H224V162ZM237 161V163H236V168L235 169H233L232 167H231V165H232V163H234V162H236ZM263 161V162H262ZM2 162H4V165H3V163ZM26 162V163H25ZM83 162V163H82ZM93 162V161H92ZM126 162V163H125ZM131 162H133L132 163V165L134 166H132V165H130V163ZM174 162V163H175ZM200 162H201V164H200ZM223 162V163H222ZM229 162V163H228ZM261 162V163H260ZM11 163V164H10ZM96 163V162H95ZM190 163V164H189ZM222 163V165H220ZM228 163V164H227ZM239 163V164H238ZM259 163H260V165H259ZM25 164H27V166L25 165ZM138 164H140V165H138ZM185 164V165H184ZM213 164V165H212ZM220 166H219V165ZM258 164V165H257ZM128 165H129V167H128ZM188 165H190L191 166V168L190 167H188ZM217 165V167H214V166H216ZM263 165V166H262ZM82 166V167H81ZM130 166H132L131 168H135V170L136 171H133L132 172V174H130L129 172H131V170L132 169H128V168H130ZM169 166V168H167ZM207 166V167H206ZM53 167V168H52ZM127 167V171H126V168ZM141 169H140V168ZM184 167H185V169H184ZM214 167V168H213ZM220 167V168H219ZM223 167V168H222ZM238 167H239V169H238ZM251 167H253L254 168V171L252 170V168ZM257 167L260 169H257ZM4 168V169H3ZM39 168V169H38ZM166 168V169H165ZM188 168H190L189 170L191 171H189L188 170ZM215 168H216V170H215ZM47 169V170H46ZM196 169V170H195ZM201 169V170H200ZM206 169V170H205ZM237 169V170H236ZM262 169V170H261ZM125 171V173H122L123 171ZM130 170V171H129ZM134 170V169H133ZM171 170H172V174L170 173L171 172ZM209 170H211V173H208V174H206V176L208 177L207 178V180H213V179H217V180H219L220 178H221V180L220 181H222V180H226V178L225 177H227V176H231V179H230V177H228L227 178V180L229 181H227V182H225L226 183V185H228V184H234L233 185V190L235 191V193H236V196L235 197H233L234 199L232 200V203L230 204V205H228V207H231L229 210H228V212H229V214H231V212L233 213V214H235L236 213V215H229L228 214V216H229V218L231 217H236L235 219H230V221L232 222V220H233V223L235 224V226H232V225H230V223L229 222H227V223H229V224H226L224 221H222L223 219H220V217L219 216H216V215H213V212H214V214H217V212L219 213V211H221L222 210V206L220 205V203H218L216 200H214L213 198H215L213 195H204V197H203V195H200V196H197V191H196V188L198 189V186H197V182H198V175H199V173H198V171L199 172H201V174H203V173H207V171H209ZM225 170V171H224ZM226 170H227V172H226ZM229 170V171H228ZM255 170H256V172H255ZM14 171V172H13ZM116 171V172H115ZM121 171V172H120ZM163 171V173H165V174H163L164 176H162V172ZM166 171L168 172V173H166ZM214 171H216V172H214ZM236 171H237V173H236ZM3 172V173H2ZM16 172V173H15ZM19 172V173H18ZM40 172V173H39ZM43 172V174H44V177H43V179L41 178V173ZM113 172H115V173H113ZM127 172V173H126ZM214 172V173H213ZM262 173L263 175H261L260 177H262V178H260L259 179V175H258V173ZM56 173V172H55ZM110 173V174H109ZM114 175H113V174ZM158 173V174H157ZM181 174V176H183L182 178H184L183 180L181 179V176H180V174ZM184 173V174H183ZM232 173V174H231ZM255 173V174H254ZM24 174V173H23ZM34 174V175H33ZM68 174V173H67ZM80 174V175H79ZM116 174V175H115ZM126 174V175H125ZM161 174V175H160ZM185 174H186V177H185ZM224 174V175H223ZM230 174V175H229ZM5 175V176H4ZM110 175H111V177H110ZM132 175V176H131ZM160 175V176H159ZM223 175V176H222ZM257 175V176H256ZM9 178H8V177ZM33 176H34V178H33ZM79 176H81L82 178L85 176V178L86 179H82L81 177H79ZM165 176H167V177H165ZM180 176V177H179ZM187 176H188V179H187ZM193 176V180H191V179H189V178H191ZM222 176V177H221ZM13 177V178H12ZM101 177H102V179H101ZM111 178L110 180H108V178ZM163 177V178H162ZM164 177L166 178V179H164ZM3 178V179H2ZM47 178V179H46ZM113 178H115L114 180H113ZM145 178H147V179H145ZM224 178V179H223ZM5 179V180H4ZM73 179H76V181H79V179H81L80 180V182L82 181V183H81V185H80V182H77V183H79V184H77L76 183V181L75 180H73ZM100 179V180H99ZM104 179V180H103ZM215 179V180H216ZM230 179V180H229ZM237 179V180H236ZM8 180V181H7ZM43 182V184L42 185H40V182L41 181ZM98 180V181H97ZM149 180H151V181H149ZM169 180V182L167 183V181ZM188 180L190 181V182H192V186H190V188H188L187 190L186 189H184L185 187H182L186 182H188ZM215 180H213V181H215ZM236 180V182H234ZM18 181H19V183H18ZM37 181H39L38 183H37ZM62 181V182H61ZM75 181V182H74ZM106 181V182H105ZM109 181V182H108ZM147 181H149V183L147 182ZM164 181L167 183V186H166V183H164ZM180 181H181V184H179L180 183ZM186 181V182H185ZM239 182V184H238V182ZM15 182V183H14ZM73 182V183H72ZM98 182V183H97ZM104 182V183H103ZM139 182V180H136V182L135 183H138ZM145 184H144V183ZM182 182H185V183H183L182 184ZM234 182V183H233ZM6 183V184H5ZM56 183H57V185H58V183H59V187L58 188H56L57 187V185H56ZM62 185H61V184ZM64 183V184H63ZM65 183H67V184H65ZM75 183H76V185H78V187H77V191L79 190V189H81L79 192L81 193H79L78 192V194H79V198H80V208H79V211L81 212V216H86V217H84L83 219H81V221H79V222H81V223H83L84 221L83 220H85V222L83 223V224H81L80 225V223H77V222H74V220H73V215H74V210H71L70 212H67L66 214H65V212H64V208H68L67 207V205H66V200L65 199H68V195H70V192L72 191L71 189H73L74 187H72L73 185L75 186ZM86 183V182H85ZM97 183V184H96ZM147 183V184H146ZM152 183V184H151ZM36 184H38L37 186H34V185H36ZM160 184V185H159ZM64 185H65V187H64ZM70 185V186H69ZM96 185H98V188H95L96 187ZM150 185H152L151 186V188H149L150 187ZM178 185H182V186H178ZM194 185H195V187H194ZM15 186V188H12V187H14ZM147 186H148V188H147ZM242 186V187H243ZM34 187H35V189H34ZM69 187H72V188H69ZM176 187V184H175V186H174V190L177 188H175ZM183 189H182V188ZM4 188V189H3ZM59 188H61L60 189V191H61V193H59L60 191H59ZM63 188V189H62ZM125 188V189H124ZM147 188V189H146ZM192 188H194V189H192ZM235 188H236V190H235ZM56 189V190H55ZM69 189V190H68ZM93 189H91V190H93ZM181 189H182V191H181ZM192 189V190H191ZM3 190H4V192H3ZM54 190V191H53ZM162 190V191H161ZM173 190V191H174ZM186 190V191H185ZM196 191V193H195V191ZM7 193H6V192ZM14 191V192H13ZM58 191V192H57ZM70 191V192H69ZM157 191V192H156ZM93 192H94V190H93ZM156 192V193H155ZM180 192H182V194L180 193ZM187 194V196H185V193ZM191 192V193H190ZM233 192V191H232ZM58 193H59V195H58ZM180 193V196H178V194ZM189 193V194H188ZM234 193V192H233ZM235 193H234V195H235ZM5 195L4 197H2V195ZM40 194V195H39ZM53 194V195H52ZM155 194H157V195H155ZM211 194H213V193H211ZM262 194V195H261ZM15 195V196H14ZM161 195V196H160ZM182 195V196H181ZM190 195V196H189ZM191 195H193V196H191ZM67 196V197H66ZM131 196V195H130ZM134 196V195H133ZM132 196V197H133ZM153 196H151V197H153ZM158 196H159V199H158ZM197 198V200H196V198ZM206 196H208V197H206ZM211 196H213V197H211ZM254 196H256V198L254 197ZM259 196V197H258ZM262 198H261V197ZM157 197V198H156ZM162 197V198H161ZM177 197H179L178 199H177ZM182 197V199H180ZM190 198V199H188L187 201H185V198ZM210 197H211V199H210ZM57 198V199H56ZM62 198V199H61ZM131 198V197H130ZM146 198V199H145ZM156 198V200H154ZM200 200H199V199ZM206 198H208V199H206ZM260 198H261V200H260ZM2 199V200H1ZM192 199H193V201H192ZM216 199V198H215ZM32 200V201H31ZM61 200V201H60ZM139 200V201H138ZM191 200V201H190ZM206 200V201H205ZM210 200H211V203H210ZM244 200V201H243ZM251 200V201H250ZM258 200V201H257ZM35 201V202H34ZM54 201V202H53ZM138 201V202H137ZM141 201V202H140ZM150 201H149V203H150ZM174 201V202H173ZM184 201V203H183V206H187V204H189L188 205V207H189V210H188V212H183L184 210H185V207H183L182 208V202ZM215 201V202H214ZM236 201V202H235ZM245 201H247L246 203H245ZM260 201H262V202H260ZM115 203H113V209H112V223H114L115 225H117V223H120V221H122V219H124L125 218V215H123L124 213L126 214L127 212H125V211H123L125 208L123 207V206H121V205H119L118 206V203L116 202V201H114ZM156 202V204L154 205V203ZM186 202V203H185ZM191 202V203H190ZM193 202V203H192ZM200 202V203H199ZM206 202H207V204H206ZM242 202H244L242 205H241V203ZM256 202V203H255ZM53 203H58L57 204V206L55 207V209H53V211H48V208L50 207V205H53ZM65 203V204H64ZM141 203V205H139ZM144 203H147V202H144ZM159 203V204H158ZM171 203V204H170ZM32 204V205H31ZM63 204V205H62ZM137 204V205H136ZM157 204L159 205L158 207H155V206H157ZM200 204V205H199ZM202 204V205H201ZM237 204V205H236ZM244 204H247V206L246 205H244ZM115 205V206H114ZM153 205H154V207H153ZM169 205V206H168ZM198 205V206H197ZM203 205L205 206V207H203ZM214 205H216V206H214ZM18 206V205H17ZM120 206H121V208H120ZM140 206V207H139ZM152 206V207H151ZM163 206V207H162ZM196 206V207H195ZM200 206L201 207H203L202 209L200 208ZM215 207V209L216 210H214L213 211V208ZM242 206V207H241ZM141 207L143 208V211H140V209H141ZM144 207H146V208H144ZM160 207V208H159ZM170 207V208H169ZM199 209H198V208ZM210 207V208H209ZM244 207H245V209H244ZM120 208V209H119ZM147 208H150L149 210L147 209ZM159 210H158V209ZM165 209V208H167V209H165L164 211H163V209ZM197 208V209H196ZM205 208V209H204ZM211 208H212V210H211ZM232 208H235V209H233L232 210ZM237 208V209H236ZM240 208V209H239ZM14 209V210H13ZM16 209V210H15ZM60 209V210H59ZM116 209V210H115ZM160 209H162L161 211H163V212H165L166 210V214H164V216H162V217H160L161 216V212H160ZM173 209V210H172ZM191 209H192V211H191ZM200 209H201V212H200ZM204 209V210H203ZM206 209L208 210V209H210L212 212V214H211V217H213V218H211V221L209 220V223H208V225L210 224L211 225V222H212V225L211 226H206L207 227V229L206 228H204V230H206V231H208V228H209V234L207 233V234H205V231H201V229L198 227L199 226V223L200 222H202V221H200L199 222V220H201L204 216H205V214L204 213H206ZM259 209H260V211H259ZM20 210V211H19ZM122 210V211H121ZM139 210V211H138ZM158 210V211H157ZM218 210V211H217ZM232 210V211H231ZM235 210H237V212L235 211ZM77 211V210H76ZM78 211V212H79ZM90 213H89V212ZM200 212L201 213V215H200V213H198V212ZM243 211V212H242ZM18 212V213H17ZM47 212V215L45 214ZM48 212H49V214H48ZM64 214H63V213ZM94 212H96V213H94ZM142 212V213H141ZM191 212H193L192 214H191ZM195 212V213H194ZM241 212V213H240ZM50 213H52V214H50ZM62 213V214H61ZM73 213V214H72ZM94 213V214H93ZM122 213V214H121ZM152 213V215H153V218L154 219H152L154 222H155V220H156V222H155V224H153V221L151 220V219H149V220H151V222L152 223H149L150 225H152L151 227H149V225H148V222H150L149 220H147L146 218H148L149 217V215ZM154 213V214H153ZM158 213V214H157ZM169 213H170V216H169ZM190 213V214H189ZM240 213V214H239ZM261 213V214H260ZM61 214V215H60ZM146 214H148V216L146 215ZM193 214H194V218H196V221H195V219L193 218ZM253 214H255V215H253ZM258 214V215H257ZM30 215H32L31 217H29ZM64 215V217H62ZM92 215H94V216H92ZM140 215V216H139ZM156 215V216H155ZM158 215H159V217H158ZM15 216V217H14ZM47 216V217H46ZM52 216V217H51ZM58 216V217H57ZM61 216V217H60ZM70 216V217H69ZM115 216V217H114ZM147 216V217H146ZM151 216V215H150ZM184 216H188L187 218L185 217L184 218ZM197 216H199V217H197ZM255 216H257L258 218L255 220V223H253V225H250L249 227H251L252 228V232H253V234L251 235V233L252 232H248V234H246L245 235V237L243 236V233L241 232L242 230H244V228L245 227H247V225H249L250 224V220H252L253 219V217H255ZM27 217V218H26ZM29 217V218H28ZM48 218L47 219V221L45 222L44 221V218ZM142 217H144V218H141ZM170 217V218H169ZM191 217V218H190ZM233 217V218H234ZM242 217V218H241ZM63 218V219H62ZM69 218V219H68ZM85 218H88V219H85ZM160 218L163 220H161L160 221ZM167 218V219H166ZM181 219L182 218V221H183V223H181L180 224V222H181V220H179V221H177L178 219ZM190 218V219H189ZM217 218H218V224H217V221H215V220H217ZM121 219V220H120ZM177 219V220H176ZM185 219V220H184ZM219 219L221 220V223L224 225H221V223H220V221H219ZM51 220V222H49ZM97 220V221H96ZM143 220V221H142ZM157 220H159L158 222H157ZM213 220V221H212ZM26 221H27V223H26ZM33 221V222H32ZM56 221V222H55ZM83 221V222H82ZM93 221H95V222H93ZM99 221V223L97 224V222ZM128 221V220H127ZM142 221V222H141ZM197 222V223H195V227L194 228H192V226H194V225H192L193 224V222ZM35 222V223H34ZM49 222V223H48ZM172 222V223H171ZM176 222H179V224L177 225V224H175ZM224 222V223H223ZM237 222V223H236ZM39 223V224H38ZM47 223V224H46ZM78 225H77V224ZM104 223V224H103ZM158 223H160V224H158ZM170 223V224H169ZM186 223H189V224H187L186 225ZM190 223H191V225H190ZM26 224V225H25ZM28 224V225H27ZM30 224V225H29ZM38 224V225H37ZM44 224V225H43ZM61 224H62V226H61ZM64 224H65V226H64ZM76 224V225H75ZM94 224V225H93ZM106 224V225H105ZM185 226V228L184 227H182L183 225ZM215 224H217V226L215 225ZM232 224V223H231ZM67 225V226H66ZM101 225V226H100ZM102 225H104L103 227H102ZM161 225V226H160ZM172 225H173V227H172ZM179 225H182V226H179ZM188 225H189V229H190V231H189V233L190 234H192L191 236H192V239H191V237H190V240H189V242H187V243H185L184 244V247L185 248H183V249H181L182 248V246L181 245H179V243L180 244H183L184 242V240L182 239L183 237H182V235L183 234H189L188 233ZM228 225V226H227ZM229 225L230 226H232L231 228H229ZM259 225V226H258ZM263 225V226H262ZM28 228H26V227ZM46 228H45V227ZM50 226V227H49ZM94 226V228H92ZM100 226V227H99ZM146 226V227H145ZM160 226V227H159ZM170 226V227H169ZM190 226H191V228H190ZM196 226H197V229L199 228L200 230L199 231H195L196 230ZM218 226H221V228L220 227H218ZM227 226V227H226ZM260 226H261V228H260ZM25 227V228H24ZM88 227H90L91 228V231H90V228H89V231H86V229L88 228ZM99 227V228H98ZM147 227H148V229H147ZM154 227L156 228V230L154 229ZM169 227V228H168ZM178 227H182L183 229H181V228H179V229H177ZM210 227H212V230H211V228ZM249 227H248V229H249ZM25 229V230H23V231H21V229ZM49 228V229H48ZM86 228V229H85ZM97 228V229H96ZM219 228V229H218ZM228 228V229H227ZM260 228V229H259ZM44 229V230H43ZM66 229H68L67 231H69V230H71V231H69V232H71V234L72 233H74V232H77L78 230L80 231L79 233H83V234H79L78 232V235H77V238L80 236V238H78V246L77 247H75V249H73V248H71V249H65V245L67 244V240H68V238L70 237V235H68V237L67 236H65L68 232L66 231ZM151 229V230H150ZM157 229L159 230L158 232H157ZM187 229V230H186ZM194 229V230H193ZM230 229H231V231H230ZM233 229V230H232ZM235 229V230H234ZM18 230V231H17ZM34 230V231H33ZM42 230H43V232H42ZM88 230V229H87ZM93 230V231H92ZM106 230V231H105ZM148 230H150L149 232H148ZM152 230H155L154 231V235H152V236H154L155 238H153V239H155V242H154V240H152V242L150 243V241L148 240L149 238H150V235H151V232H152ZM178 230H180V231H178ZM219 230H221L220 232H219ZM227 230V232H225ZM19 231H20V233H19ZM84 231H85V233H84ZM185 231H187V233L184 232ZM192 231V232H191ZM201 231V232H200ZM56 232V233H55ZM96 232V233H95ZM98 232V233H97ZM104 232L106 233V234H104ZM157 234H156V233ZM204 232V234H202ZM228 232H231V233H229L230 235H226V234H228ZM233 232V233H232ZM260 232H263L262 234L260 233ZM6 233V234H5ZM16 233V234H15ZM26 233V234H25ZM42 233L44 234V235H42ZM46 233V234H45ZM87 233H89V234H87ZM101 233H103L105 236H103L102 238H101V240L96 244V247L95 248H93V247H90L91 246V239H92V235L94 236L93 237V239H96L99 235L98 234H101ZM141 233V234H140ZM153 233V232H152ZM167 233V234H166ZM182 233V234H181ZM194 233V234H193ZM197 233V234H196ZM200 233V234H199ZM242 235H241V234ZM9 234H10V242L9 241H5V237L6 236H9ZM64 234V235H63ZM69 234V233H68ZM92 234V235H91ZM98 235V236H96V238H95V235ZM166 234V235H165ZM169 234H170V236H169ZM199 234V235H198ZM232 234V235H231ZM48 235H49V237H48ZM109 236V238L107 237V236ZM198 235V236H197ZM203 235V236H202ZM206 235V236H205ZM234 235V236H233ZM33 236V237H32ZM45 238H44V237ZM63 238H62V237ZM84 236V237H83ZM88 236V237H87ZM91 236V239L89 238ZM115 236H116V239H115ZM147 236V237H146ZM200 236H202V237H200ZM230 236V237H229ZM258 236L260 237V238H258ZM17 237H18V239H17ZM32 237V238H31ZM85 237H87V238H85ZM107 237V238H106ZM114 237V238H113ZM149 237V238H148ZM157 237V238H156ZM166 237V238H165ZM170 237V238H169ZM184 237H186V235L184 236ZM197 237V241L195 240V238ZM255 237V238H254ZM14 238V239H13ZM60 238H62V239H60ZM111 238V239H110ZM138 238V239H137ZM163 238H165L166 240H165V242H164V240H163ZM219 238H221V239H219ZM242 238V240H240ZM244 238H246V240L244 239ZM251 238V239H250ZM23 239V240H22ZM85 239V240H84ZM103 239V240H102ZM104 239H105V241H104ZM113 239V240H112ZM161 239V240H160ZM185 239V238H184ZM200 239V240H199ZM236 239H237V241H236ZM257 239H258V241H257ZM260 239V240H259ZM45 240V241H44ZM110 241V242H108V241ZM112 240V241H111ZM145 240V241H144ZM170 240V241H169ZM182 240V241H181ZM202 240V241H201ZM223 241V242H221V245H223L224 247H222L221 245H219V248L220 247H222V248H220V249H223V250H221V252H223V253H221V254H216L217 252H215V251H217V246L218 245H215V244H220L219 243V241ZM250 240V241H249ZM37 241H39V242H37ZM40 241H42V242H40ZM54 241V242H53ZM57 243H56V242ZM82 241H84V242H82ZM101 241H103L102 243L104 244H102L101 243ZM156 241L158 242V244L156 243ZM195 241H196V243H195ZM198 241H201V242H199L198 243ZM205 241V242H204ZM217 241H218V243H217ZM240 241V242H239ZM245 241V242H244ZM36 242L39 244H42V246L39 244H36ZM46 242V243H45ZM81 242H82V246H81ZM92 242H94V240L92 241ZM147 242V243H146ZM148 242H149V245H148ZM154 242V246H151L152 245V243ZM234 242V243H233ZM258 242V243H257ZM261 242V243H260ZM6 243V244H5ZM29 245H28V244ZM108 243V244H107ZM120 243H122V244H120ZM206 243V244H205ZM223 243V244H222ZM260 243V244H259ZM24 244V245H23ZM25 244L28 246H25ZM44 244V245H43ZM49 244V247L48 246H46V245H48ZM55 244V245H54ZM101 244V245H100ZM107 244V245H106ZM151 244V245H150ZM236 244V245H235ZM36 245V246H35ZM98 245V246H97ZM100 245V246H99ZM110 245H111V247H110ZM186 245V246H185ZM206 245V246H205ZM254 245V246H253ZM14 246V247H13ZM23 246V247H22ZM38 246V247H37ZM149 246H151V247H149ZM179 247V249H177L178 247ZM37 247V248H36ZM40 247V248H39ZM42 247H43V249H47V247H48V249L45 251H43V249H42ZM55 247V248H54ZM61 247V248H60ZM83 247H85L84 249H83ZM99 247V248H98ZM106 247H110L109 249H111V252H107V250H109L108 248H106ZM125 247V246H124ZM195 247V248H194ZM199 247H201V249L199 248ZM234 247V248H233ZM256 247H258V248H256ZM16 248V249H15ZM23 248H26V249H23ZM51 248V249H50ZM77 248V249H76ZM99 249V252L96 250V249ZM107 250H106V249ZM115 248V249H114ZM120 248H122V249H124L123 251H122V249H120ZM144 248V249H143ZM166 248V249H165ZM200 249L201 251H200V253H201V255H204V256H201L200 255V253H199V251H198V249ZM29 249V250H28ZM31 249H33L32 251H33V253H32V251H31ZM50 249V250H49ZM53 249V250H52ZM81 249V250H80ZM139 249H143V250H145V251H143L142 252V254L140 253V251H139V253H138V251H136V250H139ZM196 249V253H195V250ZM2 250V251H1ZM42 250V252H44V254L42 253V252H40ZM121 250V251H120ZM126 250V251H125ZM242 250V251H241ZM31 251V252H30ZM59 251V252H58ZM95 251V252H94ZM97 251V252H96ZM120 251V252H119ZM193 251V252H192ZM198 251V252H197ZM202 251L204 252V254L202 253ZM209 253H208V252ZM260 251V252H259ZM3 252V253H2ZM30 252V253H29ZM65 252H67L68 254H66ZM71 252V253H70ZM104 254H103V253ZM106 252V253H105ZM126 252H127V254H126ZM147 252V253H146ZM180 254H179V253ZM215 252V253H214ZM236 252V253H235ZM241 253V254H239V253ZM255 252L256 253H258V255L256 254L255 255ZM10 253V254H9ZM17 253V254H16ZM36 253V254H35ZM48 253V254H47ZM66 255H65V254ZM73 253V254H72ZM93 253V254H92ZM95 253H99V254H95ZM110 253H113V254H110ZM122 253H123V255H122ZM138 253V254H137ZM169 253V254H168ZM193 253H195V254H193ZM198 253V254H197ZM207 253V254H206ZM214 253V254H213ZM233 253H234V255L235 256H232L233 255ZM9 254V255H8ZM43 254V255H42ZM64 254V255H63ZM72 256H71V255ZM75 254H77V255H75ZM126 254V255H125ZM145 254V255H144ZM166 254H168V256H166ZM197 254V255H196ZM212 254V255H211ZM250 254H252L251 255V258H250ZM19 255V256H18ZM24 255V256H23ZM37 255V256H36ZM48 257H47V256ZM54 255V256H53ZM73 255H75L74 257H73ZM114 255V256H113ZM199 255L201 256V257H199ZM209 255H210V257H209ZM215 255V256H214ZM217 255V256H216ZM221 255V256H220ZM231 255V256H230ZM247 255H249V259L247 260V258L246 257H248ZM15 256V257H14ZM20 256H22V257H20ZM45 257V259L43 258V257ZM59 256H60V258H59ZM62 256H64V257H62ZM65 256H69V258L67 257H65ZM93 256V257H92ZM94 256H96V257H94ZM104 256H105V258H104ZM109 256V257H108ZM120 256V257H119ZM126 256H128V257H126ZM166 256V257H165ZM193 256H195V258H198V259H195ZM225 256V257H224ZM252 256H253V258H252ZM20 257V258H19ZM44 260H42L41 258ZM47 257V258H46ZM112 257V258H111ZM139 257V258H138ZM143 257V258H142ZM145 257V258H144ZM150 257L152 258V260H154V261H152L151 259H150ZM173 257V258H172ZM216 259H215V258ZM256 257H258V258H256ZM262 258V259H260V258ZM36 258V259H35ZM76 258V259H75ZM92 258H94V259H92ZM123 258H125V259H123ZM172 258V259H171ZM222 258V259H221ZM21 259V260H20ZM56 259H58V260H56ZM62 259V260H61ZM74 259V260H73ZM88 259V260H87ZM106 261H105V260ZM108 259V260H107ZM113 259H116V260H113ZM147 259V260H146ZM194 259H195V262H194ZM212 259V260H211ZM214 259V260H213ZM217 259H218V261H217ZM251 259V260H250ZM256 259V260H255ZM7 260V261H6ZM46 260V261H45ZM50 260V261H49ZM144 260V261H143ZM150 260V261H149ZM207 260V261H206ZM263 260V261H262ZM3 261V262H2ZM21 262V263H18V262ZM23 261V262H22ZM53 261V262H52ZM89 261V262H88ZM91 261V262H90ZM92 261H93V263H92ZM256 261V262H255ZM260 261V262H259ZM52 262V263H51ZM56 262V263H55ZM83 262V263H82ZM105 262V263H104ZM114 262V263H113ZM153 262V263H152ZM190 262H193V263H190ZM208 262H210V263H208ZM244 262V263H243ZM253 262V263H252Z\"/></svg>",
	"mask_w": 264,
	"mask_h": 264
},
{
	"label": "bare ground",
	"instance_id": "obj_2",
	"mask_svg": "<svg viewBox=\"0 0 264 264\" xmlns=\"http://www.w3.org/2000/svg\"><path fill=\"white\" fill-rule=\"evenodd\" d=\"M6 1V0H5ZM10 2L12 1V0H9ZM13 1H15V0H13ZM12 1V2H13ZM19 0H17V1H15V2H13V4H19V2H18ZM21 1V0H20ZM53 1H55V0H53ZM60 0H57L56 2H55V5L57 4L58 5V3H59V6H60V8L62 9V11H63V13H64V18L62 19V21H64V20H66V22H65V24H66V27L67 26H70L71 24H73V20H74V11H75V9H74V7L73 6H70V7H67V8H65L67 5V3H69V2H67L66 4H64L63 2V4L65 5V6H63L62 4H60V2H59ZM82 1V0H81ZM109 0H90V3H92V7H93V4H94V2L96 3H98L97 5H95L94 7H97L98 5H100V4H104V3H106V2H108ZM114 0H112V2H113ZM135 1V0H134ZM170 1V0H169ZM0 2H1V0H0ZM7 2V1H6ZM16 2H18V3H16ZM22 2V1H21ZM20 2V4L22 5V3ZM72 2V1H71ZM69 3V4H71V5H73V3ZM83 2V1H82ZM86 1L84 0V3H85ZM137 2V1H136ZM154 0H151L150 2H149V4H148V2L147 1H145V0H139L138 1V3H137V7L135 8V10L133 11V13H132V19H133V24L134 23H138V24H141L138 20H140V19H138L137 20V18H140V14L142 13V15H144L143 14V12L147 9V4L151 7V5L152 4H154ZM191 2V5H190V7L188 6V10H187V15L189 16V19H188V22H187V28L188 29H190V30H192V28L194 27L193 26V24H194V22H195V19L197 18L198 19V22H199V26H198V31H197V33L195 32V33H193V34H189L188 33V31L184 34V35H182L183 36V40L185 41L186 40V42L188 43H194L193 42V40L195 39V37H198V35H202V36H205L206 37V35H204V34H207V33H210V32H214L217 36H215L214 35V37H216V40H213V43H211V44H213V45H215V49H216V51L215 50H210L208 53H204L205 54V56L203 55L201 58H203L204 57V60H203V64H204V62H206V64H208V63H211V60H212V57H217L219 54V52L221 53L220 55V58L222 57V61H221V65L219 66V65H217V66H219L220 68L219 69H214L212 72H211V77L209 78V80L208 81H206V78L203 80V81H201L200 79L202 78V75H201V73L199 74L200 75V77L201 78H199V96H197L198 98H199V100H197V102L198 101H203L204 102V100L206 99V96L208 95V92H209V90L210 91H212V89H210V87H212L213 86V84H211L212 82H216V80L218 81V78L220 77H222L224 74H223V72L225 71L224 69H226V67H225V63H224V56L226 55V54H228V55H230L231 54V57H233V58H235L236 59V56L237 57H242L243 56V53L245 52V50H249V52H247L246 54H247V58L245 59V61H244V63L242 62V63H240V64H237V65H239L238 66V73H239V75L241 76V75H243L244 76V74H242V73H244V71H246V67L245 66H247L246 64H250V65H253V67L252 68H250L251 70H250V72H249V81L248 82H246V86L244 87V88H242L241 89V94L242 95H244L243 96V98L245 97V98H247V96L248 95H250V90L254 87V85L257 83V81L262 77V75H263V73H264V0H193V1H190ZM2 3H3V1H2ZM1 3V4H2ZM7 3H9V2H7ZM54 3V2H53ZM75 3V2H74ZM110 3V2H109ZM118 3V2H117ZM177 3H179V1H177ZM0 4V21L2 20V19H4V18H6V16L8 15L7 13H11L10 11L8 12V10H9V7H11V6H9L8 7V10L5 8L6 6H5V4H3V5H1ZM12 4V5H13ZM23 4H25V1L23 2ZM77 4V3H76ZM87 4V3H86ZM115 4H116V1H115V3L113 4V6H114V8H113V10H114V12L113 13H115V17H117L116 19H115V21H118L119 19H120V17H119V14H118V10H119V6L121 5V2H120V5H119V3H118V7H116L115 6ZM157 4V3H156ZM155 4V5H156ZM253 4L256 6V7H254L253 6ZM7 5V4H6ZM20 5V6H21ZM80 5V4H79ZM82 5H83V3H82ZM110 5V4H109ZM112 5V4H111ZM154 5V6H155ZM169 5V4H168ZM8 6V5H7ZM91 6V5H90ZM112 6V7H113ZM17 7V6H16ZM15 7V8H16ZM52 7V6H51ZM92 7H88V5L87 6H84V8H88V9H92V10H94V9H97V8H92ZM252 7H254V8H256L255 9V12H253V14H254V17H255V20H256V28H254V30H253V33L250 35V37H249V39L247 38V34H245L246 33V31H244V30H247V29H249V28H244V29H241L240 30V23H239V16L240 15H243L244 13H247V12H250V11H252ZM82 8H83V6H82ZM110 8H111V6H110ZM172 8H174V7H172ZM171 8V9H172ZM11 9V8H10ZM12 9H14V7L12 8ZM17 9V8H16ZM24 9V8H23ZM22 9V10H23ZM166 9H168V8H166ZM48 10H51V12H53L52 11V8L51 9H49L48 8ZM48 10H47V12H48ZM60 10V9H59ZM169 10V9H168ZM175 10V9H174ZM17 11V10H16ZM26 11V10H25ZM28 11V10H27ZM58 11V10H57ZM167 11V10H166ZM171 11V10H170ZM182 11V10H181ZM30 12V11H29ZM28 12V13H29ZM173 12V11H172ZM16 13V12H15ZM39 13V12H38ZM147 13V12H146ZM241 13V14H240ZM13 15H16V14H14V11H13V13H12ZM45 14H46V11H45ZM51 13H49V15H50ZM55 14V13H54ZM54 14H52V15H54ZM57 14H59L58 12L56 13V16H57ZM102 14H104L102 11H100L99 10V13H96L95 15L97 16V17H100V15H102ZM106 14V13H105ZM163 14V13H162ZM6 15V16H5ZM26 15V14H25ZM32 15V14H31ZM51 15V16H52ZM62 15V14H61ZM246 15V14H245ZM11 16V15H10ZM36 16V15H35ZM60 16V15H59ZM63 16V15H62ZM24 17H27V16H24ZM43 17V16H42ZM174 22L176 21V19H177V15L176 14H174ZM217 17H221V18H219V19H222V22H221V24H218V22L217 23H215V21H216V18ZM7 18H8V16H7ZM6 18V19H7ZM14 18V17H13ZM54 18V17H53ZM60 18V17H59ZM101 18V17H100ZM142 18H144V17H142ZM27 19H31V18H29V17H27ZM146 19V18H145ZM242 19V18H241ZM11 20V19H10ZM16 20V19H15ZM26 20V19H25ZM24 20V21H25ZM43 20H46V19H43ZM60 21L61 19H56L55 21ZM122 20V19H121ZM121 20H119L118 21V23L119 22H121ZM18 21V20H17ZM16 21V22H17ZM42 21V20H41ZM61 21V22H62ZM143 21H144V19H143ZM186 21V20H185ZM243 21V20H242ZM11 22V21H10ZM61 22H59V23H61ZM106 22V21H105ZM7 23H9V22H7ZM17 23H21L20 22V20H19V22H17ZM23 23V22H22ZM22 23H21V25H22ZM24 23H26V22H24ZM41 23V22H40ZM144 23H145V21H144ZM3 24H5V21H4V23ZM2 22L0 23V30H1V27H2ZM62 24H63V26H64V23L62 22ZM61 24V25H62ZM143 24V23H142ZM241 24H243V23H241ZM20 25V26H21ZM43 25V24H42ZM55 25H57L56 23H55ZM61 25L59 24L57 27H61ZM103 25V24H102ZM101 25V26H102ZM105 25H107V23L106 24H104V27H105ZM63 26L61 27V30H62V28H63ZM117 26V25H116ZM119 26V25H118ZM136 26V25H135ZM142 26V28H144V24L143 25H141ZM247 26V25H246ZM65 27V26H64ZM66 27H65V30H67L66 29ZM134 27V26H133ZM21 29H19V30H22V31H25V30H23V29H25V28H22V27H20ZM54 29L53 30H55V28H56V26H54L53 27ZM117 28V27H116ZM239 28V29H238ZM241 28H242V26H241ZM56 29H58V30H55L54 31V38L57 36V34L59 33L58 31H60V28H56ZM98 29V28H97ZM105 29V28H104ZM104 29L102 28V30L104 31ZM64 30V31H65ZM115 30V29H114ZM137 30H139L138 28H136L135 30L133 29L132 30V34H131V32H130V34L129 35H132V38L131 39H133V41H134V43L136 44V45H139V42H141L140 40H141V38H140V36H141V34L140 33H138L137 32ZM227 30H228V33H227ZM243 30V31H242ZM22 31L21 32H19V33H17L16 35H15V38L12 40V41H14L13 43H17V42H21V40H22V35H23V33H22ZM63 31V32H64ZM109 31H111V30H109ZM248 31V30H247ZM96 32H98V31H96ZM92 33V32H90L89 34H87V36H86V43H85V47H86V44H87V48H88V45H91L92 44V42L94 43V45L93 46H95L98 42H100L99 41V39H101L102 40V36L103 35H101V37H99V35H100V33L99 32H101V30H99V32L98 33ZM108 32V31H107ZM185 32V31H184ZM245 32V33H244ZM200 33V34H199ZM228 34V40H227V38H225V34ZM247 33H249V32H247ZM77 30H73V35L72 36H70V39H69V43H70V47H71V50L73 51V49H75V47H76V45H77ZM3 35V34H2ZM207 35H209V37L212 35H210V34H207ZM181 36V37H182ZM249 36V35H248ZM142 37V36H141ZM204 37V38H205ZM213 37V36H212ZM241 37H244L245 38V41H244V39L243 38H241ZM125 38H129L130 39V37H125ZM125 38H123L122 39V41H125L124 39ZM143 38V37H142ZM247 38V39H246ZM96 39H98L97 41L98 42H96ZM110 39L111 40H109L108 42L109 43H107L106 45V47L109 49H111V48H114V49H116V47H121V45L120 46H118L119 45V43H120V39H119V37L117 36V37H114L113 39H112V37H110ZM126 39V40H127ZM128 39V40H129ZM153 39V38H152ZM211 39V37L208 39V37H206V39H204V43H206V45H209V44H207V43H209V42H211L212 40H210ZM242 39V40H241ZM55 40L56 39H54V42H55ZM143 40H144V38H143ZM203 40V39H202ZM209 40V41H208ZM23 41H24V39H23ZM52 41H53V38H52ZM71 41V42H70ZM184 41H182V42H180L181 44L182 43H184V44H186V45H188L186 42H184ZM126 42V41H125ZM125 42H123V43H125ZM128 42L129 41H127L126 43H127V45H129L130 46V44H128ZM130 43H132V41H130ZM133 43V44H134ZM215 43V44H214ZM18 44V43H17ZM52 47H54V45H55V43H53L52 42ZM168 44H170V43H168ZM167 44V45H168ZM172 44V43H171ZM197 44V43H196ZM28 45V44H27ZM105 45V44H104ZM125 44H123V47H126V48H124V49H126V51H130V49H131V46H130V49L128 48L127 49V47H129V46H127V45H125ZM132 45V44H131ZM136 45L134 46V45H132V46H134V48L136 47ZM159 45V44H158ZM166 45V44H165ZM164 45V46H165ZM165 46V48L164 49H168L169 48V51H167V53H169V54H171L174 50V53L176 52H179V50L180 49H178V48H176V49H173V48H170V47H168V46ZM177 45V44H176ZM175 45V46H176ZM185 45V46H186ZM11 46H12V44H11ZM10 45H9V47H11ZM21 46V45H20ZM99 46V45H98ZM96 47V48H99V47ZM156 47H157V45H155ZM162 45L160 44V47H161ZM170 46V45H169ZM178 46V45H177ZM180 46V45H179ZM194 46V45H193ZM203 46V45H202ZM1 47V46H0ZM2 47H4V45L2 46ZM104 48H105V46H103ZM123 47H122V49H123ZM204 47V46H203ZM206 47V46H205ZM229 48V49H226V48ZM8 49V47L7 46H5V49ZM73 48V49H72ZM92 48V47H91ZM96 48H95V54H96V52H98V49L96 50ZM106 48V49H107ZM150 48V47H149ZM152 48V47H151ZM158 48V47H157ZM6 49V50H7ZM11 49V48H10ZM14 49V48H13ZM121 48H119L118 50L116 49V51H118L117 53H118V60L119 59H121V57H123L122 55H123V51H125V50H122ZM147 49H148V47H145V48H143L142 50H143V52H142V50H141V54L140 55H137V57L136 56H134V58H132V59H135V58H137L138 59V61H142V56L144 55V56H146V54H145V52L147 51ZM162 49V48H161ZM178 49V50H177ZM214 49V48H213ZM226 49V50H225ZM3 50V49H2ZM90 50V49H89ZM94 50V49H93ZM186 50V49H185ZM14 51H16V50H14ZM17 51H18V49H17ZM72 51H71V53H72ZM115 51V50H114ZM150 51H151V49H150ZM164 51V50H163ZM166 51V50H165ZM228 51V52H227ZM3 52H4V50H3ZM7 52V51H6ZM5 52V53H6ZM68 52V51H67ZM148 52V51H147ZM171 52V53H170ZM4 53V54H5ZM91 53H93L94 54V52L92 51ZM117 53H116V57H117ZM133 53V52H132ZM135 53V52H134ZM163 53V52H162ZM175 53V55L177 56V54H179V53H177L176 54ZM187 53V52H186ZM230 53V54H229ZM2 54V53H1ZM24 54V53H23ZM70 54V53H69ZM126 55H129V53L127 54V53H125ZM164 54H166V53H164ZM181 54V53H180ZM218 54V55H217ZM150 55H151V53H150ZM172 55V54H171ZM188 55V54H187ZM21 56H22V54H21ZM20 56V57H21ZM23 56H25V55H23ZM23 56H22V58H23ZM70 56V55H69ZM143 56V57H144ZM153 57H154V59L153 58H151L150 60L152 61V59H153V61L151 62L152 64H151V66H149V67H152V69H156V70H152V72H150V73H152V74H150L149 76V78H147V79H149V80H146L147 82H145V84H146V86H147V83L148 82H150V81H152V83L150 82V83H148V85L150 86V84L152 85V88L154 87V90H157V87H159V80L160 79H158L156 76H157V70H159V69H157L160 65H161V62L163 61V59H161V57H162V55L161 54H159V51H158V49L156 50V52L153 50V55H152ZM151 56V57H152ZM174 57V54H173V56H172V58H173V64L174 65H176L178 62H177V59L176 58H180L182 55H179L180 57ZM227 56V55H226ZM95 57V56H94ZM169 57H170V55H169ZM215 57V58H216ZM228 57H230V56H227L226 58H228ZM131 58V57H130ZM199 58V57H198ZM239 58H237L238 60H239ZM258 58V59H257ZM9 59V58H8ZM66 61L65 62H67V64H70V63H68V57L67 58H64ZM94 59V58H93ZM95 59H98L97 57L95 58ZM115 59V58H114ZM123 59H124V57H123ZM123 59H122V61H123ZM146 59V58H145ZM144 59V60H145ZM168 59V58H167ZM167 59H166V61H167ZM200 59V58H199ZM198 59V60H199ZM232 59V58H231ZM235 59H233L234 61H236L237 62V60H235ZM259 59H260V62H259V64H262L260 67L261 68H259V66H256L255 64V62H257V61H259ZM117 60V58H116V61H118ZM180 60H181V58H180ZM228 60V59H227ZM226 60V61H227ZM229 60H230V58H229ZM6 61V60H5ZM115 61V60H114ZM130 61V60H129ZM172 61V59H170V62ZM200 61V60H199ZM215 61V60H214ZM231 61V60H230ZM230 61L228 62V63H230ZM143 62V61H142ZM164 62H165V60H164ZM170 62H169V64H170ZM216 62H218V61H216ZM232 62V61H231ZM235 62V63H236ZM240 62H241V59H240ZM10 63H12V62H10ZM10 63H8V64H10ZM120 63V62H119ZM121 63H123V62H121ZM140 63V62H139ZM168 63V62H167ZM180 63H182V62H180L179 61V63L178 64H180ZM238 63V62H237ZM13 64V63H12ZM143 64V63H142ZM201 64H202V60H201ZM217 64V63H216ZM257 64H258V62H257ZM258 64V65H259ZM5 62H3L2 60H0V78H2L3 77V75H4V72H6V70L7 69H5ZM72 65V64H71ZM70 65V66H71ZM211 65V64H210ZM213 65V64H212ZM211 65V66H212ZM249 65V66H250ZM14 66V65H13ZM66 66V65H65ZM143 66V65H142ZM164 66V67H163ZM166 66H167V64H166ZM177 66V65H176ZM200 66V65H199ZM209 66V65H208ZM15 67V66H14ZM63 67V66H62ZM62 67H61V69H62ZM67 67H69L68 65H67ZM149 67H147V68H149ZM162 67L163 68H165V65H162ZM161 67V68H162ZM195 67V66H194ZM204 67V66H203ZM7 68V67H6ZM13 68V67H12ZM78 68H79V64H74L73 65V67L71 66L70 68H68L70 71V73L68 72V74H70V77H69V84H68V86L70 85L71 87H72V89H75V88H73V84H75L76 82H78V80H77V71H78ZM160 68V69H161ZM14 69V68H13ZM63 69H64V67H63ZM62 69V70H63ZM67 68L65 67V70H66ZM184 70L186 69V66H185V68H183ZM198 69V68H197ZM213 69V68H212ZM8 70H9V67H8ZM59 70V69H58ZM58 70L57 69H55L54 70V72H53V74L52 75H50V77H48V75L46 76V78H47V86L48 87H46V88H48L47 90V95H48V93H49V96H47V98L48 97H50V99L49 100H52L53 101V106L54 105H57V103H56V100H57V98H59V96L57 97V94H58V92H57V90H56V87H57V84H58V74H59V72H58ZM142 70V69H141ZM140 70V71H141ZM171 70H174V69H172L171 68ZM194 70V69H193ZM208 70H209V68H207V72H208ZM9 71H11V70H9ZM16 71V70H15ZM18 71H20V70H18ZM27 71L28 70H26V69H24L23 68V70H21V73L18 75V79H16L15 77L12 79V80H15L16 81V85L14 86V94L15 95H18V93H20L19 92V88L21 87V85L24 83L23 82V77L25 76V74L27 73ZM64 71V70H63ZM62 71V72H63ZM109 71H111V68H110V70ZM144 71V70H143ZM143 71H141V72H143ZM161 70H159V72H160ZM170 71V70H169ZM182 70H179V72H181ZM210 71V70H209ZM65 72V71H64ZM162 72V71H161ZM165 72V71H164ZM168 72V71H167ZM171 72V71H170ZM187 72V71H186ZM189 72H190V70H189ZM11 73V72H10ZM110 73V72H109ZM129 73H130V71H129ZM146 73V72H145ZM149 73V72H148ZM166 73V72H165ZM176 73V72H175ZM178 73V72H177ZM183 73V72H182ZM221 73L223 74V75H221ZM245 73H247V72H245ZM13 74V73H12ZM140 74V72L139 73H137V72H135V74L133 75L132 74V72H131V74L128 76V74L127 73H120V74H118V77H120L119 79V85L120 86H122L123 87V83H124V81L125 80H127V77H130V78H133L134 80L136 79V80H140V78H139V75ZM147 74V73H146ZM15 75V74H14ZM17 75V74H16ZM61 75V74H60ZM120 75V76H119ZM159 75V74H158ZM163 75V74H162ZM170 75V77L168 78L167 77V81H168V85L170 84L171 86L170 87H172L173 86V77L174 76H176V74L174 75V76H171V75H173V73L172 74H169ZM183 76L185 75L184 73L182 74ZM205 75V74H204ZM210 75V74H209ZM221 75V76H220ZM236 75H237V73H236ZM236 75L233 77V78H235L236 77ZM238 75V76H239ZM166 76H167V74H166ZM206 76V75H205ZM239 76V77H240ZM4 77H7V75L6 76H4ZM65 77H67V76H65ZM117 77V78H118ZM147 77H148V74H147ZM160 77H162V76H160ZM163 77H164V75H163ZM208 77V76H207ZM238 77V78H239ZM27 78V77H26ZM45 78V79H46ZM104 78V77H103ZM102 78V79H103ZM108 78H110V77H108ZM129 78V79H130ZM145 78V77H144ZM150 78H151V80H150ZM225 78V77H224ZM237 78V77H236ZM237 78V79H238ZM79 79V78H78ZM84 79V78H83ZM88 82H83L82 84H87V87H89L91 84H93L92 82L94 81L93 80V78L92 77H88ZM132 79V80H133ZM203 79V78H202ZM263 79V78H262ZM4 80H5V78H4ZM9 80H11V79H9ZM80 80V79H79ZM93 80V81H92ZM108 80L111 82V78L110 79H107V76L103 79V80H101L103 83H99L98 85L99 86H101L100 84H102V85H104V84H107V85H109V83H108ZM142 80V79H141ZM227 80H229V79H227L226 78V82H228ZM1 81V80H0ZM3 81V80H2ZM27 81L30 83V84H32L33 83V79H32V77H28L27 78ZM34 81H35V79H34ZM65 81H66V79H65ZM80 81H82V79L80 80ZM100 81V82H101ZM116 81H118V79H116ZM143 81V80H142ZM161 82H162V79L160 80ZM163 81H164V83L166 82V79H165V77H164V79H163ZM220 81H222V80H220ZM232 81H233V79H232ZM264 81V80H263ZM262 81V82H263ZM13 82V81H12ZM11 81H10V83H12ZM26 82V81H25ZM95 83L94 84H96V81H94ZM225 82V83H226ZM230 82V81H229ZM228 82V83H229ZM262 82H261V84H262ZM3 83V82H2ZM15 83V82H14ZM68 83V82H67ZM112 83V82H111ZM114 83V82H113ZM163 82L161 83L162 84V90H163V85L165 86V88H164V90L166 89V85L164 84ZM183 83V82H182ZM181 83V84H182ZM197 83V82H196ZM231 83V82H230ZM9 84V83H8ZM26 85H27V82L25 83ZM34 84V83H33ZM44 84V83H43ZM46 84V83H45ZM80 84H81V82H80ZM114 84H116V83H114ZM138 84H141V82L140 83H138ZM179 84V83H178ZM180 84V85H181ZM214 84H216V83H214ZM220 84H221V82H220ZM222 84H224V83H222ZM222 84H221V87H222ZM227 84V83H226ZM232 84V83H231ZM7 85V84H6ZM29 85V84H28ZM27 85V86H28ZM66 85V84H65ZM97 85V86H98ZM119 85L117 86V84H116V87H117V89H116V92H115V90H114V93H116L117 94V90H118V88H120L119 87ZM125 85V84H124ZM198 85V84H197ZM225 85V84H224ZM24 86V85H23ZM67 86V85H66ZM75 86H76V84H75ZM92 86V85H91ZM110 86H111V84H110ZM113 86V85H112ZM174 86H176V83H174ZM182 86V85H181ZM181 86H179V87H181ZM215 86V85H214ZM213 86V87H214ZM232 86V85H231ZM237 86H239V85H237ZM236 86V87H237ZM242 86V85H241ZM256 86V85H255ZM258 86H260V85H258ZM13 87V86H12ZM33 87V86H32ZM65 87V86H64ZM95 87V86H94ZM141 87V86H140ZM151 87V86H150ZM161 87V86H160ZM159 87V88H160ZM183 88V90H182V92L181 93H183V94H185L186 93V91H188V90H190V88H188L187 89V87L185 86V84H183V86H182ZM212 87V88H213ZM216 87V86H215ZM220 87V88H221ZM232 87H234V86H232ZM1 90L2 91H4L5 90V85H1ZM25 88V87H24ZM66 88V87H65ZM91 88V87H90ZM97 88V87H96ZM147 88V87H146ZM149 88V87H148ZM167 88H169V87H167ZM177 88H178V85H177ZM220 88H219V91H221L220 90ZM230 88V89H229ZM229 88H227V93L223 90V93H226L227 94V96L225 95V94H223V93H221V96H222V94L223 95H225L227 98L228 97H230L229 95V91H231V89H233V88H231V87H229ZM238 89V91H239V88H241L240 86L239 87H237ZM28 89V88H27ZM69 89V88H68ZM71 89V90H72ZM87 89V88H86ZM103 89V88H102ZM104 89H105V87H104ZM103 89V90H104ZM108 89H110L109 87H108ZM170 89V88H169ZM176 89V88H175ZM222 89V88H221ZM229 89V90H228ZM67 90V89H66ZM76 90V89H75ZM81 90V89H80ZM92 90H93V88H92ZM101 90V89H100ZM121 90V89H120ZM123 90V89H122ZM167 90V89H166ZM165 90V92H167ZM174 90V89H173ZM236 90V91H237ZM254 90V89H253ZM35 91V90H34ZM68 91V90H67ZM77 91V90H76ZM86 91H88V90H86ZM109 91V90H108ZM149 91H151V89L149 90ZM175 91V90H174ZM216 91V90H215ZM233 91H234V89H233ZM36 92V91H35ZM38 92V91H37ZM37 92H36V94H37ZM73 92V91H72ZM79 92V90L77 91V93ZM91 92H93V91H91ZM119 92H121V93H119V94H121V95H123V93H122V91H119ZM137 92V91H136ZM135 92V93H136ZM138 92H139V90H138ZM156 92V91H155ZM169 93H171L172 92V89L170 90V91H168ZM4 93H8V92H4ZM63 93H64V91H63ZM76 93V92H75ZM81 93V92H80ZM89 93V92H88ZM139 93H142V92H139ZM138 93V94H139ZM146 93H147V91H146ZM215 93V92H214ZM217 93H219V92H217ZM13 94V95H14ZM82 94V93H81ZM150 93L148 92V95H149ZM162 93H160L159 95H161ZM172 94H174V93H172ZM187 94V93H186ZM185 94V95H186ZM234 94H236V92L234 91ZM233 94V96H237V95H234ZM252 94V93H251ZM3 95V94H2ZM12 94H11V96H13ZM32 95V94H31ZM35 95V94H34ZM64 95V94H63ZM66 95H68L67 93H66ZM77 95H79V93L77 94ZM83 95V94H82ZM103 95V94H102ZM118 95V94H117ZM148 95H146V96H144L143 95V97L144 98H142V97H139L138 98V100H136L137 101V104H136V107L133 109L134 110V113H133V116L131 115V120H129V124L127 123H125L126 125V131L124 132V128H122V129H124L123 130V132L126 134V136H128L129 138H131V136L133 137L134 135H135V137H136V133H137V124H141L140 126H142V127H144L145 129L147 128V127H150V130L148 129L147 131H149L148 133H145L146 131H145V129H144V138H147V141H149V142H145L144 140L145 139H143L142 141H144L145 142V146H146V143H149V145L148 146H146L148 149L145 151V153H148V155H147V157H149L148 159H146L147 160V163H145L144 161H143V163H145L144 165H143V167L141 166L142 164H141V162H136V160L138 159V157L140 158L141 156H142V154H143V152L141 151V149H140V147L141 146H139L140 145V143L138 144V145H136V146H139L138 148V151H136V150H134V151H136V153H132V154H136L134 157H135V159L136 160H134L135 161V163L136 164H133V165H136V167H138L137 166V163H140V164H138V165H140V167L141 168H143V169H141L140 167V169H141V171H139V173H138V170H137V172H135V173H133L134 175H133V178L131 179V181L132 180H134L135 182H136V180H139V182L138 183H135V182H131L129 185H127V186H129L127 189H126V193H123L122 195H116L115 196V190H117V188H118V185L116 184V182H119V181H113L115 184L112 186V188H110L109 187V185H104V187H100V188H102L101 190L100 189H98L99 191L98 192H96L95 190L96 189H93V186H95V183L93 184V182H95L96 180V178H100V173L102 172L103 173V177H104V179L106 178V176H108V174H106V172L105 171H107V170H105V171H103L105 168H106V166H104L105 168L103 169L102 168V170L99 168V166L101 165V164H103V165H107L108 164V166L110 165L108 162L110 161V163H111V167L113 168V170H114V168H115V170H117V167H118V165H119V163H122V165H124L123 164V162H124V160L125 159H123V161L121 160L122 159V156H124V155H126L125 153H127L128 151L130 152V150H128L127 152H126V150L124 149V153L121 151L122 149L120 148L121 146H122V144L123 143H121V146L120 145H117V144H119L120 142H119V139L121 140L122 139V142H125L124 140H123V138H122V136H120V137H118V139H117V143H116V146H114V147H117V146H119V149H121L120 151L123 153V155L122 154H120L121 156H119V155H117V156H115L116 154H117V152H115L116 150L115 149H117V148H115V149H108V161H107V159L106 160H103V159H105L106 157H103L104 156V153H107V148H109L108 147V145L107 144H105L104 145V142H107L108 143V141H105V138H107V137H103V135H97V137H98V140H100L101 142H103V140H104V142L102 143V146L104 145L105 147H102L101 149H100V151H99V149L97 150V152H96V154H98V156H97V158H95V157H89V160L87 159L88 158V156H87V158H86V156L84 155V157L88 160V161H86L85 162V158L84 157H82V158H84V166H83V169H81V170H83V172H84V174H85V176H86V174L87 175H89L90 174V177H92L91 179L87 176V179L85 178V176L83 177L84 179H86L85 181H83L84 182V184H85V187H82V195L86 198V200H87V205H88V210L89 211H91L92 212V210H96L97 208H99L100 210H99V220L100 221H108L107 222V224L108 225H106V227H107V231H106V233H109L110 234V237H111V234L112 235H117L118 233H120V235L122 234V235H124V246L122 247V248H125V249H127V245L129 244V242H130V239H131V237H132V235H133V233L135 232V231H139L140 230V227L142 226V225H140L139 224V222H138V217H137V215L134 213L135 211H133V207L134 208H137V207H135V206H133L132 207V200L131 199H133L134 200V197H135V199L137 198V196L139 197V194H140V192L141 191H143L142 193L143 194H145V196L146 197H148L147 199H148V201L147 200H145L144 202H147V203H144L143 202V206H145V204L147 205V204H153V200L152 201H150L151 200V198H154V194L153 195H151L152 193H150V192H152V190H153V188L155 187V189L158 187V188H161V186H158V184H157V182H161V178L159 179V177L158 178H155V179H157V181H156V183H155V181H153L154 183H153V185H155L154 187H152V190L150 189V190H145L144 188L145 187H143V184H141L140 183V181H146V180H140L141 178H143V177H147V178H149V179H151L152 178V180H153V177H155L156 176V173L154 172V171H156L157 170V172L158 173H160L159 171H161V169L160 168H162V164H168V162H170V160H171V158H173V162L171 161L170 162V164L172 163V166H174V173H175V175H171V181H170V183H168L169 182V180L167 181V183L169 184L168 186H167V183L164 181V183H166V188H165V185L163 186L162 185V188H164L163 190V192H162V194L161 195H163L161 198V200L163 201V204H159L160 205V207H161V205H165V201L167 200H169L168 198L173 194V192H174V195H175V192H176V195H177V193L179 192L178 191V187H177V181H179L180 179H178V172H179V170L182 168V162H183V160H186V159H188L189 160V162L191 163V166H193V167H195V166H198V164H199V161H201V159L204 157H202L201 156V154H203V153H205L204 151H206V149H205V147L207 148V153H210L209 151H212L213 149H212V147L213 146H215V144L216 143H218V146L220 147V144L222 145V139H224L223 138V136L226 134L224 131V126L222 127L223 129L222 130H215V133H214V138H215V141L212 139V137L213 136H210V132H212V131H208V128L210 129V125H212L214 122H212V118L214 117H209L208 116V114H206L207 112H205V115L206 116H204V113H203V118H202V116H201V118L203 119L202 120V124H203V126L201 125L200 127L202 128H204V130H202V132L203 131H205L203 134H202V139L200 138V139H198V138H195V132H188V133H186V134H188L189 136V142H187V145H185L186 147L185 148H183L182 149V151H181V153L180 154H178L177 155V157L179 158L178 159V161H176L175 162V155H173V156H171V153H172V150L173 149H175V151H177V149H178V147H177V149L175 148V142L176 141H178L179 139V137H180V139H183V138H181V137H183V136H177L178 135V133H180V131L181 132H183L182 130H183V128H185V127H183L185 124H187V122H189L188 121V118H190V116H189V114H186V113H184V111H183V113L180 111V113H181V117H180V119H179V121H178V119H177V125H176V127H173V126H171V123H172V120H173V117H171V115H172V112H173V105H175V103L177 102V100L178 99H181L182 97H179L178 96V90H177V92H176V94H174V98L172 99V100H170V98L168 99V102H165V103H168V104H166V105H164L165 103H163V105H162V111L160 112L161 113V115L159 116L158 114V119H156V122H154L155 120H154V117L152 118V117H147V118H144V120H146V121H144L143 120V117H144V115H142V113L140 114V112H143V110L141 109H139V104H140V102H145L146 104H147V106H146V104L144 105L145 107H146V109H148L150 106H152V105H154L153 103L155 102V97H154V99H152V98H150V97H148ZM184 95V96H185ZM188 95H190V94H188ZM240 95V94H239ZM1 96V95H0ZM3 96H5V98H6V96L7 95H3ZM11 96L9 97V100H10V98H11ZM75 96V95H74ZM113 96V95H112ZM112 96L110 97V99L112 98ZM155 96H156V94H155ZM158 96V95H157ZM168 96H169V94H168ZM220 96V97H221ZM224 96V97H225ZM14 97V96H13ZM38 97V96H37ZM73 99L75 98V97H73V95L71 96ZM71 97H68L67 96V98H71ZM86 97V96H85ZM89 97V96H88ZM87 97V98H88ZM103 97V96H102ZM123 97V96H122ZM196 97V98H197ZM209 97V96H208ZM207 97V98H208ZM217 97V96H216ZM223 97V98H224ZM240 97V96H239ZM255 97V96H254ZM253 97V98H254ZM257 97V96H256ZM259 98H260V96H258ZM15 98V97H14ZM16 98H17V96H16ZM30 98H33L32 96H30ZM29 98V99H30ZM61 98V97H60ZM63 98V97H62ZM62 98H61V100H62ZM78 98V97H77ZM84 98V97H83ZM101 98V97H100ZM136 98V97H135ZM161 98V97H160ZM163 98V97H162ZM160 99L161 101L163 100V99H166L167 98V95L165 94V97L163 98V99ZM172 98V97H171ZM178 98V99H177ZM222 98V99H223ZM233 98V97H232ZM249 98V97H248ZM262 98V97H261ZM264 98V97H263ZM1 99H2V96H1ZM0 99V100H1ZM11 99H13V98H11ZM28 99V101H30ZM76 99V98H75ZM89 99V98H88ZM118 99H120V95H118V96H116V97H114L113 99H111L112 101L110 102V106L112 105H115L116 103V101L118 100ZM156 99H157V97H156ZM177 99V100H176ZM224 99H226V98H224ZM235 99H236V97H235ZM252 99V98H251ZM35 100V98L33 99V101ZM60 100V101H61ZM78 100V99H77ZM101 100V99H100ZM135 100V99H134ZM169 100L171 101V102H169ZM183 100V99H182ZM261 100V99H260ZM259 99H254L253 101L254 102H252V100L251 101H248V102H251L252 103V106H250L249 104H251V103H249L248 104V102L246 101V99H243V102H242V100L241 101H239L240 102V106H241V103H242V109H243V112H245V115H244V117H243V119H238V121H239V123H240V121H244L245 120V122H246V120L248 119V116H247V114H249L250 112H248L249 111V107H255L258 111V114H259V112H261V114H263L264 115V105H262L263 103V99H262V101H260ZM4 101V100H3ZM11 101V100H10ZM13 101V100H12ZM23 101V100H22ZM21 101V102H22ZM59 101V100H58ZM63 101V100H62ZM65 101V100H64ZM73 101V100H72ZM81 101V100H80ZM84 101V100H83ZM89 101V100H88ZM136 101H134V102H136ZM167 101V100H166ZM194 101H195V98H194ZM193 101V98H192V102H190L191 103V105H193V106H195L196 105V103ZM211 101V103H209V106L210 107H212V108H214V105H213V101L212 100H210ZM209 100H208V102H210ZM20 102V103H21ZM32 102V101H31ZM90 102V101H89ZM88 102V103H89ZM163 102V101H162ZM206 102V101H205ZM204 102V103H205ZM216 102V101H215ZM215 102H214V104H215ZM220 103V106H221V100L219 101ZM225 102V101H224ZM232 102V101H231ZM5 103H7V101L5 102ZM25 103V102H24ZM27 103V102H26ZM44 103H46V102H44ZM56 103V104H55ZM95 102H93V103H91L90 102V104H91V106L94 104ZM107 103H108V101H107ZM158 103L159 104H162V103H160V101L158 100ZM158 103H156V104H158ZM218 103V102H217ZM223 103V102H222ZM31 104V103H30ZM29 104V105H30ZM35 104V103H34ZM86 104V103H85ZM89 104V105H90ZM106 104V103H105ZM180 104V103H179ZM199 104V103H198ZM218 104V105H219ZM14 105V104H13ZM15 105H16V103H15ZM14 105V106H15ZM46 105H47V103H46ZM70 105V104H69ZM97 105V104H96ZM107 105V104H106ZM105 105V106H106ZM181 105V104H180ZM180 105H178V106H180ZM208 105V104H207ZM1 106H3L2 104H1ZM8 106V105H7ZM6 106V107H7ZM13 106V107H14ZM18 106V105H17ZM16 106V107H17ZM80 106V105H79ZM82 106V105H81ZM83 106H84V104H83ZM82 106V107H83ZM109 106V105H108ZM107 106V107H108ZM109 106V107H110ZM143 106V107H144ZM201 106V105H200ZM204 106V104L202 105V107ZM216 106V105H215ZM226 106V105H225ZM30 106H28V104H25V108H26V110H24V111H27V112H29V110H28V108H29ZM81 107V108H82ZM97 107V106H96ZM121 107V106H120ZM142 107V108H143ZM144 107V108H145ZM156 107V106H155ZM188 107V106H187ZM198 106H196V108H197ZM205 107V106H204ZM219 106H217V108H218ZM2 108V107H1ZM10 108V107H9ZM12 108V107H11ZM53 108V107H52ZM56 108V107H55ZM84 108V107H83ZM93 108V107H92ZM102 108V107H101ZM103 108H104V106H103ZM106 108V107H105ZM111 108H113V107H111ZM143 108V109H144ZM157 108H158V106H157ZM156 108V109H157ZM186 108V107H185ZM193 108V107H192ZM209 108V107H208ZM207 108V109H208ZM224 108V107H223ZM54 109V108H53ZM52 109V110H53ZM98 110L100 109L99 108V105H98V108H97ZM152 109H154L153 108V106H152ZM151 109V110H152ZM156 109H154V110H156ZM180 109V108H179ZM183 109V108H182ZM187 109V108H186ZM199 109V108H198ZM211 108H209L208 110H210ZM220 109V108H219ZM222 109V108H221ZM220 109V110H221ZM230 109V108H229ZM241 109V108H240ZM240 109H238L239 111H240ZM50 110V109H49ZM58 110H60V109H58ZM62 110V109H61ZM91 110V109H90ZM105 111H108V110H111V109H108V110H106V109H104ZM103 110V111H104ZM114 110V109H113ZM153 110V111H154ZM184 110V109H183ZM188 110H190V106H189V109H187V111ZM193 110V112H194V110H195V108H193L192 109ZM204 110V109H203ZM206 110V109H205ZM207 110V111H208ZM219 110V111H220ZM6 111V110H5ZM8 111V110H7ZM23 111V110H22ZM43 111H45V110H43ZM42 111V112H43ZM51 111V110H50ZM54 111L55 110H53L52 112L54 113ZM66 111V110H65ZM81 111H83L82 109H80V112ZM96 111V110H95ZM102 111V110H101ZM101 111L99 112V111H97V112H99V113H101ZM115 111V110H114ZM158 111V110H157ZM176 111H178V110H176ZM191 111V110H190ZM190 111H188V112H190ZM213 111V110H212ZM216 110H214V112H215ZM234 111V110H233ZM239 111H237V112H239ZM256 111V110H255ZM51 112V113H52ZM63 112V111H62ZM90 112V111H89ZM112 112V111H111ZM132 112V111H131ZM145 112V111H144ZM143 112V114H145ZM150 112H152V111H149V114H150ZM175 112V111H174ZM173 112V113H174ZM198 112V111H197ZM218 112V111H217ZM228 112H230V110L228 111ZM256 112V113H257ZM2 113V112H1ZM6 113V112H5ZM56 113V112H55ZM54 113V114H55ZM57 113H60V111L58 112L57 111ZM68 113V111L66 112V114ZM82 113V112H81ZM92 113V112H91ZM90 113V114H91ZM99 113H93V115L94 114H97L98 116L100 115ZM105 113V112H104ZM154 113H157V112H154ZM179 113V112H178ZM231 113V112H230ZM234 113V112H233ZM253 113V112H252ZM251 113V114H252ZM255 113V112H254ZM8 114V113H7ZM10 114V113H9ZM21 114V113H20ZM54 114H53V117H54ZM65 113H64V115H66ZM116 114V113H115ZM148 114V112H147V115H149ZM177 114V113H176ZM214 114V113H213ZM218 114V113H217ZM226 114V113H225ZM232 114V113H231ZM260 114V115H261ZM50 114H48V116H46V117H48L49 118V123H52L53 121V118H51V116L52 115H50ZM60 115V114H59ZM68 115V114H67ZM104 115V114H103ZM146 114H145V116H147ZM152 115H153V113H152ZM195 115H197V114H195ZM215 115V114H214ZM232 115H234V114H232ZM4 116V115H3ZM2 116V117H3ZM28 116V115H27ZM58 116V115H57ZM90 116V115H89ZM88 116V117H89ZM110 116V115H109ZM143 116V117H142ZM178 116H179V114H178ZM193 116V115H192ZM2 117H0V118H2ZM60 118H59V120H58V118L56 119V121L58 120L59 122L58 123H60V126H58L57 128H59V127H61L62 125V123H65V119H66V116H63V114H62V116L60 115L59 116ZM87 117V122H84V123H86V126H85V124H84V127L83 128H80L78 131H74V132H72L73 130H71V127H72V125H71V127H70V125H67V126H65L64 128H62L61 127V131H58V129L56 130V129H54V130H56V131H58V135H57V137H59L58 139H60L59 140V142H58V144L57 143H54V147L52 148V156L54 157V159H57L58 160V154L60 153V152H62V150L64 149V148H66L67 150H71L70 149V146L72 145V143H71V141H74L75 139H78V137L79 138H81V139H83L84 141L83 142H85V143H87V144H89L88 143V141H90V138H91V136H90V131H88L87 129H88V127H89V125H90V127L91 126H93V120H95V122H97L96 120L97 119H94L93 117H92V114H91V116L88 118ZM141 117H142V119H141ZM156 117V116H155ZM227 117V116H226ZM254 117V116H253ZM258 117V116H257ZM256 117V118H257ZM5 118V117H4ZM3 118V119H4ZM18 118V117H17ZM48 118H47V120H48ZM68 118V117H67ZM95 118H97V117H95ZM100 118V116L98 117V119ZM102 118V117H101ZM107 118V117H106ZM242 118V117H241ZM9 119V118H8ZM11 119V118H10ZM172 119V120H171ZM216 119V118H215ZM253 119V118H252ZM251 119V120H252ZM254 119H255V117H254ZM45 118H43V119H41V122L42 123H46V121H47ZM69 120L70 119H68V121L67 122H69ZM150 121V124H153V123H155V125L153 124V126L154 127H152V126H149V122L148 121ZM154 120V121H153ZM214 120V119H213ZM226 120V126L227 127H230V125H231V120H232V118H231V115L229 114L228 115V117L225 119ZM45 121V122H44ZM98 121H100V120H98ZM102 121H104L103 119H102ZM106 121V120H105ZM217 121H219V120H217ZM263 121V120H262ZM7 122H8V120H7ZM12 122V121H11ZM23 122H25V120L23 121ZM22 121L20 122L21 124L23 123ZM39 122V121H38ZM94 122V123H95ZM101 122V121H100ZM112 122V121H111ZM118 122V121H117ZM153 122V123H152ZM253 121H251V123H252ZM259 123L261 122V121H258ZM264 122V121H263ZM55 123V122H54ZM72 123V122H71ZM70 123V124H71ZM103 123V122H102ZM101 123V124H102ZM175 123V122H174ZM217 123V122H216ZM254 123V122H253ZM20 124V125H21ZM27 124V123H26ZM37 124V123H36ZM40 124V123H39ZM53 124V123H52ZM73 124V123H72ZM92 124V125H91ZM247 124V123H246ZM262 123H260V124H257V125H261ZM25 125V124H24ZM33 125V124H32ZM34 125H35V123H34ZM38 125V124H37ZM59 125V124H58ZM94 125H97L96 123L94 124ZM99 125V124H98ZM113 125V124H112ZM241 125H243L244 126V124H239V126H241ZM253 125V124H252ZM256 125V124H255ZM16 126H17V124H16ZM26 126V125H25ZM36 126V125H35ZM51 126V125H50ZM82 126V125H81ZM88 126V127H87ZM170 126L171 127H173V129H171L170 128ZM193 127H194V125H192ZM216 127H218V125H215ZM235 126H237V124L235 125ZM234 126V128H236ZM4 127V126H3ZM31 127V126H30ZM36 127H38V126H36ZM36 127H35V130L33 129V130H31L32 131V133L31 134H33V136H35V134L38 132V130H36ZM97 127V126H96ZM99 127V126H98ZM113 127V126H112ZM152 127V128H151ZM183 127V128H182ZM213 127V126H212ZM212 127H211V129H212ZM215 127V128H216ZM15 128V127H14ZM52 128V127H51ZM91 128H93V127H91ZM214 128V127H213ZM234 128H232L233 130H234ZM244 128V127H243ZM243 128H242V130H243ZM256 128H257V126H256ZM259 128V127H258ZM8 129H9V127H8ZM17 131L19 130L18 129V126H17ZM15 129V130H16ZM30 129V128H29ZM32 129V128H31ZM105 129V128H104ZM106 129H108V128H106ZM139 129V128H138ZM140 129H141V127H140ZM140 129H139V131H140ZM143 129H141V130H143ZM182 129V130H181ZM186 129V128H185ZM190 129V128H189ZM3 130V129H2ZM1 130V131H2ZM24 130V129H23ZM22 130V131H23ZM93 130V129H92ZM115 130V129H114ZM191 130V129H190ZM189 130V131H190ZM201 130V129H200ZM224 130V131H223ZM251 130V128L248 130V131H250ZM253 130V129H252ZM1 131H0V133H1ZM16 131V132H17ZM30 131V132H31ZM120 131V130H119ZM207 131V132H206ZM231 131V130H230ZM259 131H261V130H259ZM45 132V131H44ZM49 132V131H48ZM51 132V131H50ZM49 132V133H50ZM53 132V131H52ZM107 132V131H106ZM122 132V133H123ZM234 132V134H235V132H236V130L235 131H233ZM232 132V133H233ZM237 132H239V129H238V131ZM246 132V131H245ZM253 132V131H252ZM252 132H251V134H252ZM5 133V132H4ZM3 133V135H4V137L6 136L7 138H8V140H9V144H11L12 142L14 143V141L16 140V137H17V134H18V132H17V134L16 135H14V134H9L10 132L9 131H7L6 130V133L4 134ZM13 133H15V132H13ZM105 133V132H104ZM115 133H116V130H115ZM117 133H118V131H117ZM122 133H120V134H122ZM122 134L123 136L125 135V134ZM143 134V132H140L139 134ZM190 133V134H189ZM199 133V132H198ZM205 133H206V135H205ZM210 133V134H209ZM230 133V132H229ZM239 133H241V129H240V132ZM238 133V136H242V133L241 134H239ZM262 133H263V135H264V128H263V130H262ZM20 134V133H19ZM55 134V133H54ZM53 134V135H54ZM100 134V133H99ZM109 134V133H108ZM114 134V133H113ZM119 134V135H120ZM233 134V135H234ZM245 134V133H244ZM250 134V135H251ZM27 135V134H26ZM56 135V134H55ZM91 135H93V134H91ZM105 135V134H104ZM258 135H259V133H258ZM21 136V135H20ZM96 136V135H95ZM107 136V135H106ZM109 136V135H108ZM115 136H116V134H115ZM118 136V135H117ZM125 136V137H126ZM141 136V135H140ZM139 136V137H140ZM200 136V135H199ZM237 136V137H238ZM246 136V135H245ZM254 136V135H253ZM26 137V136H25ZM45 137V136H44ZM72 137H74L75 139L74 140H72L73 138ZM77 137V138H76ZM97 137H95V138H97ZM110 137V136H109ZM178 137V138H177ZM185 137V136H184ZM197 137V136H196ZM228 137V136H227ZM232 137V136H231ZM42 138V137H41ZM53 138H55V136L53 137ZM137 138V137H136ZM61 139H62V141H61ZM103 139V140H102ZM112 139V138H111ZM114 139H116L115 137H114ZM124 139H126V138H124ZM149 139V140H148ZM188 139V138H187ZM228 139H230V142H232L231 141V138H229L228 137ZM240 138L238 137L237 139H236V141L237 140H239ZM56 140V139H55ZM71 140V141H70ZM92 140V139H91ZM96 140V139H95ZM107 140V139H106ZM127 140V139H126ZM136 140V139H135ZM196 140H198V142H196ZM260 140V139H259ZM4 141H5V139H4ZM99 141V142H100ZM113 141V139L111 140V142ZM116 141V140H115ZM128 141V140H127ZM126 141V142H127ZM130 141V140H129ZM139 141H141V140H139ZM195 141V142H194ZM214 141V142H213ZM234 141H235V135H234ZM254 141V140H253ZM263 141H264V139H263ZM37 142V141H36ZM52 142H54V140L52 141ZM97 142V141H96ZM114 142V141H113ZM119 142V143H118ZM160 142H162L163 143V146H164V150H163V153L161 152V149L160 148H158V149H160V151H158L157 149H156V147H158V146H156V144L157 143H160ZM186 142V141H185ZM216 142V143H215ZM221 142V143H220ZM249 142V141H248ZM255 142V141H254ZM257 142H259V141H257ZM4 144H5V142H3ZM2 143V144H3ZM80 143H81V141H80ZM91 143V142H90ZM132 143V142H131ZM184 143V142H183ZM220 143V144H219ZM247 143V142H246ZM252 143V142H251ZM79 144V143H78ZM99 144V143H98ZM111 144H113V143H111ZM129 144V143H128ZM228 144V143H227ZM235 144V143H234ZM75 145H77V144H75ZM74 145V146H75ZM81 146H79L78 145V147H82V144H80ZM84 145V144H83ZM96 145V144H95ZM115 145V144H114ZM126 145V144H125ZM124 145V146H125ZM142 145V144H141ZM73 146V145H72ZM88 146V145H87ZM98 146V145H97ZM124 146H122V148L124 147ZM127 146V148H128V145H126ZM129 146H130V144H129ZM136 146L133 148V149H135L136 148ZM69 147V148H68ZM89 147V146H88ZM94 147V146H93ZM99 147V146H98ZM110 147H112V145L110 146ZM132 147V146H131ZM160 147H162V145L160 146ZM197 147L199 148V150H197ZM217 146H215V148H216ZM218 147V149H220ZM245 147V146H244ZM8 148H10L9 146H8ZM7 148V149H8ZM83 149H84V146L82 147ZM86 148V147H85ZM124 148H126V147H124ZM130 148V147H129ZM142 148V147H141ZM144 148V147H143ZM180 148V147H179ZM252 148V147H251ZM261 148H263V147H261ZM6 149V148H5ZM43 149V148H42ZM42 149H40V150H42ZM62 149V150H61ZM76 149V148H75ZM94 149V148H93ZM131 149V148H130ZM163 149V148H162ZM201 149H202V153H201ZM209 149V150H208ZM242 149V148H241ZM246 149H248V148H246ZM2 150V149H1ZM11 150V149H10ZM39 150V151H40ZM65 150V149H64ZM63 150V151H64ZM78 150V149H77ZM180 150H181V148H180ZM216 150H217V148H216ZM240 150V149H239ZM250 150V149H249ZM262 150V149H261ZM260 150V151H261ZM7 151V150H6ZM17 151V150H16ZM85 151H87V148H86V150ZM84 151V152H85ZM89 151V150H88ZM88 151H87V153H88ZM119 151V150H118ZM148 151V152H147ZM213 151H215V150H213ZM212 151V152H213ZM227 151V146H226V148L225 149H223L222 148V151H215L216 153H221L220 155H222V157L225 155V152ZM229 151V150H228ZM255 152H254V155H253V158H252V160H251V162L250 163H252V165H253V163H254V168H256V166H255V162H256V155L258 154V147H257V149H255L254 150ZM10 152V151H9ZM64 152H67V151H64ZM92 152V151H91ZM159 152H161V153H159ZM214 152V153H215ZM8 153V152H7ZM13 153V152H12ZM63 153V152H62ZM76 153V152H75ZM94 153V152H93ZM175 153V152H174ZM215 153V154H216ZM229 153V152H228ZM66 154V153H65ZM70 154V153H69ZM84 154V153H83ZM82 154V155H83ZM173 154V153H172ZM206 154V153H205ZM2 155V154H1ZM4 155V154H3ZM67 155V154H66ZM66 155H64V156H66ZM88 155V154H87ZM206 155H208V154H206ZM263 155H264V152H263ZM261 156V155H260ZM29 157V156H28ZM52 157V158H53ZM73 157V156H72ZM124 157H127V156H124ZM131 157V156H130ZM177 157H176V160H177ZM212 157H214V155H211V157H210V159L212 158ZM218 157V156H217ZM219 157H221V156H219ZM227 157V156H226ZM32 158V157H31ZM68 158V157H67ZM67 158H64L66 161H64V159H63V161H61V162H58L57 163V165H55V164H53L52 166L55 168L56 166H57V168H58V166H59V169L60 170H56L55 169V172H54V179H55V181H60V179L61 180H63L62 178L63 177H67L68 176V178L70 179V178H75L76 177V175L80 172V170H79V172H78V167L80 166V164H79V166H77L74 162L72 163V160L70 159V160H67ZM79 158V157H78ZM94 158V159H93ZM103 158V159H102ZM128 158V157H127ZM209 158V157H208ZM260 158V157H259ZM0 159H2V157H0ZM34 159V158H33ZM53 159V160H54ZM77 158H75L74 160H76ZM90 159H92L91 161H90ZM210 159H208V160H210ZM228 159V158H227ZM233 159V158H232ZM239 159V158H238ZM237 159V160H238ZM251 159V158H250ZM261 159V158H260ZM20 160V159H19ZM26 160H27V158H26ZM53 160H52V163H53ZM82 160V159H81ZM80 160V161H81ZM101 160V161H100ZM139 160H141V159H139ZM145 160V159H144ZM223 159L221 158V161H222ZM264 160V159H263ZM17 161H18V159H17ZM48 161V160H47ZM54 161H56V160H54ZM79 161V159H77V162ZM83 161V160H82ZM93 161V162H92ZM126 161V160H125ZM220 161V160H219ZM220 161V162H221ZM231 161V160H230ZM257 161H260V160H258L257 159ZM7 162V161H6ZM27 162V164L29 163L28 161H26ZM25 162V163H26ZM31 162V161H30ZM51 162V161H50ZM96 162V163H95ZM130 162V161H129ZM175 162V163H174ZM213 162V161H212ZM218 161L216 160V163H217ZM224 162V161H223ZM222 162V163H223ZM226 162H227V160H226ZM226 162H224V163H226ZM263 162V161H262ZM1 163V162H0ZM3 163V165H4V162H2ZM83 163V162H82ZM126 163V162H125ZM132 163L133 162H131L130 163V165H132ZM189 163V164H190ZM222 163L220 164V165H222ZM229 163V162H228ZM227 163V164H228ZM236 163H237V161L236 162H234V163H232V165H231V167L233 168V169H235L236 168ZM261 163V162H260ZM260 163H259V165H260ZM264 163V162H263ZM11 164V163H10ZM27 164H25L26 166H27ZM126 164H129L128 163V161H127V163ZM125 164V165H126ZM200 164H201V162H200ZM203 166H204V161H203ZM239 164V163H238ZM35 165H37V166H40L38 169L39 170H41V171H43L45 168H47V167H51V165L48 163V162H43V158H42V156H41V154H38L37 155V158L35 159V161L33 162V164H32V167H34L33 169H30V171L29 170H27V169H23L22 171L23 172H21L20 171V174H18V179H20V176H23V175H25L24 177L25 178H23V177H21V179H22V182H23V185H17L16 186V191H15V193H16V204H15V208H17V207H19L20 206V204H21V202L23 201V199H22V195L24 194V190H25V182L26 181H28V180H26L25 181V179H27L30 175H32V173L36 170V168H35ZM124 165V166H125ZM132 165V166H133ZM185 165V164H184ZM213 165V164H212ZM219 165V164H218ZM219 165V166H220ZM258 165V164H257ZM5 166V165H4ZM102 166V165H101ZM117 166V167H116ZM120 166H121V164L119 165V167L118 168H120ZM127 166V165H126ZM132 166H130V168H128V169H132L131 170V172H129L130 174H132V172L133 171H136L135 170V168H131ZM191 166L190 165H188V167H190L191 168ZM263 166V165H262ZM0 167H1V165H0ZM52 167V168H53ZM82 167V166H81ZM128 167H129V165H128ZM134 167V166H133ZM160 167V168H159ZM207 167V166H206ZM214 167H217V165L216 166H214ZM213 167V168H214ZM253 167H251L252 168V170L254 171V168ZM2 168V167H1ZM110 168V167H109ZM108 167L106 168V169H109ZM123 169H124V167H122ZM122 168H120V169H122ZM167 168H169V166L167 167ZM190 168H188V170L190 169ZM220 168V167H219ZM223 168V167H222ZM260 168V167H259ZM258 167H257V169H259ZM4 169V168H3ZM48 169V168H47ZM46 169V170H47ZM120 169H118V170H120ZM126 169V171H127V167L125 168ZM134 169V170H133ZM163 169V168H162ZM166 169V168H165ZM184 169H185V167H184ZM238 169H239V167H238ZM262 169H264V168H262ZM261 169V170H262ZM111 169H109V172L111 173V171H110ZM117 170V171H118ZM154 170V171H153ZM191 170V169H190ZM189 170V171H190ZM196 170V169H195ZM201 170V169H200ZM206 170V169H205ZM215 170H216V168H215ZM237 170V169H236ZM260 170V169H259ZM48 171H49V169H48ZM123 171V170H122ZM130 171V170H129ZM184 172L183 170H180V172ZM225 171V170H224ZM229 171V170H228ZM264 171V170H263ZM14 172V171H13ZM116 172V171H115ZM115 172H113V173H115ZM121 172V171H120ZM172 172V170H171V174L173 173ZM181 172V173H182ZM191 172V171H190ZM214 172H216V171H214ZM213 172V173H214ZM226 172H227V170H226ZM255 172H256V170H255ZM3 173V172H2ZM16 173V172H15ZM19 173V172H18ZM24 173V174H23ZM37 174L38 172H34V174ZM40 173V172H39ZM68 173V174H67ZM80 173H82V172H80ZM109 173V174H110ZM112 173V174H113ZM117 174L119 173V171L118 172H116ZM122 173H125V171H123ZM127 173V172H126ZM157 173V174H158ZM162 173V176H164L163 174H165V173H163V171L161 172ZM166 173H168L167 171H166ZM198 173H199V175H198V182H197V186H198V189L195 187V185H194V187L196 188V191H197V196H200V195H203V197H204V195H213L215 198H213L214 200H216L218 203H220V205L222 206V210L221 211H219V213L217 212V214H214V210H216L215 209V207L214 206H216V205H214L213 207V215H216V216H219L220 217V219H223L222 221H226L225 223L226 224H229L231 221H230V219H235L236 217H230L229 218V216H228V214H229V212H228V210L231 208V207H228V205H230L231 203H232V200L234 199L233 197H235L236 196V193H235V191L232 189L233 188V185L234 184H228V185H226V183L225 182H227L228 180H227V178L228 177H230V179H231V176H227V177H225L226 178V180H222V181H220L221 180V178L219 179V180H217L216 178V180L215 179H213V180H215V181H209V180H207V176H206V174H208V173H211V170H209V171H207V173L205 172V173H203V174H201V172H199L198 171ZM236 173H237V171H236ZM33 174V175H34ZM35 174V175H36ZM120 174V173H119ZM180 174V173H179ZM184 174V173H183ZM232 174V173H231ZM255 174V173H254ZM80 175V174H79ZM114 175V174H113ZM116 175V174H115ZM121 175V174H120ZM126 175V174H125ZM161 175V174H160ZM159 175V176H160ZM224 175V174H223ZM222 175V176H223ZM230 175V174H229ZM258 175H259V179L260 178H262V177H260L261 175H263L262 173H258ZM5 176V175H4ZM132 176V175H131ZM180 176H181V174H180ZM179 176V177H180ZM221 176V177H222ZM257 176V175H256ZM8 177V176H7ZM43 177H44V174H43V172L41 173V178L43 179ZM79 177H81V176H79ZM94 177H96L95 179H94ZM110 177H111V175H110ZM108 178V180H110L111 178ZM165 177H167V176H165ZM164 177V179H166ZM183 176H181V179L183 180L184 178H182ZM185 177H186V174H185ZM9 178V177H8ZM13 178V177H12ZM33 178H34V176H33ZM77 178V177H76ZM82 178V177H81ZM82 178V179H83ZM147 178H145V179H147ZM163 178V177H162ZM193 178V176L191 177V178H189V179H191V180H193L192 179ZM1 179V178H0ZM3 179V178H2ZM29 179V178H28ZM47 179V178H46ZM101 179H102V177H101ZM103 179V180H104ZM115 178H113V180H114ZM187 179H188V176H187ZM224 179V178H223ZM229 179V180H230ZM264 179V178H263ZM5 180V179H4ZM73 180H75L76 181V179H73ZM80 180L81 179H79V181H76V183L77 182H80ZM95 180V181H94ZM100 180V179H99ZM112 180V179H111ZM185 180V179H184ZM183 180V181H184ZM237 180V179H236ZM236 180L234 181V182H236ZM1 181V180H0ZM8 181V180H7ZM41 181V180H40ZM64 181V180H63ZM74 181V182H75ZM98 181V180H97ZM149 181H151V180H149ZM149 181H147L148 183H149ZM256 181H258V179L256 178V180H254L253 182H251V183H249V184H246V185H242V186H238V188H240L241 187V189L239 190V189H237V191H239L238 193H237V197H242L243 196V199L245 200L251 193H260L262 190H263V188H264V185H260V183L259 184H257L256 183ZM39 181H37V183H38ZM62 182V181H61ZM86 182V183H85ZM106 182V181H105ZM109 182V181H108ZM186 182V181H185ZM185 182H182V184L183 183H185ZM229 182V181H228ZM233 182V183H234ZM238 182V181H237ZM264 182V181H263ZM15 183V182H14ZM18 183H19V181H18ZM73 183V182H72ZM76 183H75V186L73 185L72 187H74L73 189H71L72 191L70 192V195H68L69 197H68V199H65L66 200V205H67V207L68 208H64V212H65V214L67 213V212H70L71 210H74L75 212H74V215L72 216L73 217V220H74V222H77V223H80V225L81 224H83L84 222H85V220H83L82 222L83 223H81V222H79V221H81V219H83L84 217H86V216H81L80 214H81V212L79 211V208H80V198H79V194H78V192L81 190V189H79L78 191H77V187H78V185H76ZM81 183H82V181L80 182V185H81ZM98 183V182H97ZM96 183V184H97ZM104 183V182H103ZM144 183V182H143ZM1 184V183H0ZM6 184V183H5ZM43 184V182L41 181L40 182V185H42ZM61 184V183H60ZM64 184V183H63ZM65 184H67V183H65ZM77 184H79V183H77ZM145 184V183H144ZM147 184V183H146ZM150 184V183H149ZM152 184V183H151ZM175 184H176V189L174 190V186H175ZM179 184H181V181H180V183ZM238 184H239V182H238ZM2 185V184H1ZM38 184H36V185H34V186H37ZM56 185H57V183H56ZM58 185H59V183H58ZM57 185V187L56 188H58L59 186ZM62 185V184H61ZM160 185V184H159ZM70 186V185H69ZM151 186L152 185H150V187L149 188H151ZM179 187L180 186H182V185H178ZM190 186H192V182H190L189 180H188V182H186L182 187H185L184 189H188V188H190ZM64 187H65V185H64ZM72 187H69V188H72ZM181 187V188H182ZM12 188H15V186L14 187H12ZM95 188H98V185H96V187ZM147 188H148V186H147ZM146 188V189H147ZM148 188V189H149ZM158 188L156 189V190H158ZM4 189V188H3ZM34 189H35V187H34ZM60 189L61 188H59V191H60ZM63 189V188H62ZM91 189H93L94 190V192H93V190H91ZM125 189V188H124ZM183 189V188H182ZM182 189H181V191H182ZM192 189H194V188H192ZM191 189V190H192ZM56 190V189H55ZM69 190V189H68ZM174 190V191H173ZM178 192H177V191ZM185 190V191H186ZM235 190H236V188H235ZM1 191V190H0ZM54 191V190H53ZM154 191V190H153ZM162 191V190H161ZM195 191V190H194ZM196 191H195V193H196ZM235 193V195H234V193ZM3 192H4V190H3ZM6 192V191H5ZM14 192V191H13ZM58 192V191H57ZM157 192V191H156ZM155 192V193H156ZM7 193V192H6ZM59 193H61V191L59 192ZM59 193H58V195H59ZM80 193V192H79ZM181 194H182V192H180ZM180 193L178 194V196H180ZM185 193V192H184ZM191 193V192H190ZM211 193H213V194H211ZM81 194V193H80ZM143 194H140L141 195V197L139 198V199H141L142 198V195ZM189 194V193H188ZM6 195V194H5ZM4 194L2 195V197H4L5 196ZM40 195V194H39ZM53 195V194H52ZM131 195V196H130ZM134 195V196H133ZM155 195H157V194H155ZM160 195V196H161ZM174 195H172V196H174ZM262 195V194H261ZM0 196H1V194H0ZM15 196V195H14ZM133 196V197H132ZM151 196H153V197H151ZM172 196L170 197L171 199H172ZM182 196V195H181ZM185 196H187V194L185 193ZM190 196V195H189ZM191 196H193V195H191ZM208 196H206V197H208ZM213 196H211V197H213ZM67 197V196H66ZM131 197V198H130ZM143 197H144V195H143ZM195 197V196H194ZM211 197H210V199H211ZM255 198H256V196H254ZM259 197V196H258ZM261 197V196H260ZM157 198V197H156ZM156 198L154 199V200H156ZM179 197H177V199H178ZM196 198V197H195ZM262 198V197H261ZM261 198H260V200H261ZM264 198V197H263ZM57 199V198H56ZM62 199V198H61ZM143 199V198H142ZM141 199V200H142ZM146 199V198H145ZM158 199H159V196H158ZM180 199H182V197L180 198ZM188 199H190V198H185V201H187ZM199 199V198H198ZM206 199H208V198H206ZM2 200V199H1ZM137 200V199H136ZM160 200V199H159ZM196 200H197V198H196ZM200 200V199H199ZM243 200V201H244ZM247 200V199H246ZM32 201V200H31ZM61 201V200H60ZM114 201H116L117 203H118V206L119 205H121V206H123L125 209L123 210V211H125V212H127L126 214L124 213L123 215H125V218L124 219H122V221H120V223H117V225H115L114 223H112L113 221H112V209L114 208L113 207V203H115ZM139 201V200H138ZM137 201V202H138ZM149 201H150V203H149ZM191 201V200H190ZM192 201H193V199H192ZM206 201V200H205ZM248 201V200H247ZM247 201H245V203L247 202ZM251 201V200H250ZM258 201V200H257ZM35 202V201H34ZM54 202V201H53ZM141 202V201H140ZM174 202V201H173ZM182 202V201H181ZM194 202V201H193ZM192 202V203H193ZM215 202V201H214ZM236 202V201H235ZM260 202H262V201H260ZM64 203V204H65ZM183 203H184V201L182 202V208L183 207H185V206H183ZM186 203V202H185ZM191 203V202H190ZM200 203V202H199ZM210 203H211V200H210ZM244 202H242L241 203V205L243 204ZM256 203V202H255ZM57 204L58 203H53V205H50V207L48 208V211H53V209H55V207L57 206ZM156 204V202L154 203V205ZM157 204V206H155V207H158L159 205ZM171 204V203H170ZM206 204H207V202H206ZM18 205V206H17ZM32 205V204H31ZM63 205V204H62ZM137 205V204H136ZM139 205H141V203L139 204ZM154 205H153V207H154ZM188 205L189 204H187V206L185 207V210L183 211V212H188V210H189V207H188ZM200 205V204H199ZM202 205V204H201ZM237 205V204H236ZM244 205H246L247 206V204H244ZM115 206V205H114ZM121 206H120V208H121ZM147 206H149V205H147ZM169 206V205H168ZM198 206V205H197ZM20 207H22V205L20 206ZM140 207V206H139ZM152 207V206H151ZM159 207V208H160ZM163 207V206H162ZM196 207V206H195ZM203 207H205L204 205H203ZM203 207H201L200 206V208L202 209ZM242 207V206H241ZM119 208V209H120ZM144 208H146V207H144ZM170 208V207H169ZM198 208V207H197ZM196 208V209H197ZM210 208V207H209ZM138 209V208H137ZM148 210L150 209V208H147ZM158 209V208H157ZM163 209V208H162ZM162 209H160V214H161V216L160 217H162V216H164V214H166V211L165 212H163L165 209H167V208H165V209H163V211H161ZM199 209V208H198ZM201 209H200V212H201ZM205 209V208H204ZM203 209V210H204ZM233 209H235V208H232V210ZM237 209V208H236ZM240 209V208H239ZM244 209H245V207H244ZM14 210V209H13ZM16 210V209H15ZM60 210V209H59ZM77 210V211H76ZM116 210V209H115ZM159 210V209H158ZM157 210V211H158ZM173 210V209H172ZM211 210H212V208H211ZM210 209H206V213H204L205 214V216L201 219V220H199V222L200 221H202V222H200L199 223V228L201 229V231H205V234H209L210 232H209V228H208V231H206V230H204V228H206L207 229V227L208 226H211L212 225V222H211V225L209 224L208 225V223H209V220L211 221V218H213V217H211V211ZM231 210V211H232ZM20 211V210H19ZM79 211V212H78ZM88 211V212H89ZM122 211V210H121ZM139 211V210H138ZM140 211H143V208L141 207V209H140ZM191 211H192V209H191ZM218 211V210H217ZM234 211V210H233ZM236 212H237V210H235ZM259 211H260V209H259ZM198 212V211H197ZM200 212H198V213H200ZM243 212V211H242ZM18 213V212H17ZM63 213V212H62ZM61 213V214H62ZM90 213V212H89ZM94 213H96V212H94ZM93 213V214H94ZM142 213V212H141ZM193 212H191V214H192ZM195 213V212H194ZM202 213V212H201ZM201 213H200V215H201ZM241 213V212H240ZM239 213V214H240ZM46 215H47V212L45 213ZM48 214H49V212H48ZM50 214H52V213H50ZM60 214V215H61ZM64 214V213H63ZM73 214V213H72ZM122 214V213H121ZM154 214V213H153ZM158 214V213H157ZM190 214V213H189ZM233 213L231 212V214H229L230 216L232 215ZM261 214V213H260ZM147 216H148V214H146ZM151 215V216H150ZM149 215V217L148 218H146L147 220H149V219H154L153 218V215H152V213ZM233 215H236V213L235 214H233ZM253 215H255V214H253ZM258 215V214H257ZM32 215H30L29 217H31ZM92 216H94V215H92ZM140 216V215H139ZM146 216V217H147ZM156 216V215H155ZM169 216H170V213H169ZM202 216V215H201ZM15 217V216H14ZM28 217V218H29ZM47 217V216H46ZM52 217V216H51ZM58 217V216H57ZM61 217V216H60ZM62 217H64V215L62 216ZM70 217V216H69ZM115 217V216H114ZM158 217H159V215H158ZM186 216H184V218H185ZM188 217V216H187ZM186 217V218H187ZM197 217H199V216H197ZM27 218V217H26ZM44 218V217H43ZM49 218V217H48ZM48 218H44V221L46 222L47 221V219ZM141 218V217H140ZM142 218H144V217H142ZM141 218V219H142ZM170 218V217H169ZM191 218V217H190ZM189 218V219H190ZM193 218H194V214H193ZM242 218V217H241ZM258 217L257 216H255V217H253V219L252 220H250V224L249 225H247V227H245L244 228V230H242L241 232L243 233V236L245 237V235L246 234H248V232H252L251 230H252V228L251 227H249L250 225H253V223H255V220L257 219ZM63 219V218H62ZM69 219V218H68ZM85 219H88V218H85ZM167 219V218H166ZM195 219V221H196V218H194ZM214 219V218H213ZM219 219V221H220V223H221V220ZM1 220V219H0ZM121 220V219H120ZM128 220V221H127ZM151 220H149L150 222H148V225H149V227H151L152 225H150L149 223H152L151 222ZM162 219L160 218V221H161ZM164 220V219H163ZM162 220V221H163ZM177 220V219H176ZM179 220H181V222L179 221ZM185 220V219H184ZM97 221V220H96ZM143 221V220H142ZM141 221V222H142ZM153 221V220H152ZM159 220H157V222H158ZM177 221H179L180 222V224L181 223H183V221H182V218L180 219H178ZM193 222V224L192 225H194V226H192L191 225V223H190V225L192 226V228H194L195 227V223H197V222ZM213 221V220H212ZM215 221H217V224L219 223L218 222V218H217V220H215ZM230 221V222H229ZM33 222V221H32ZM49 222H51V220L49 221ZM48 222V223H49ZM56 222V221H55ZM93 222H95V221H93ZM155 222H156V220H155ZM155 222L153 221V224H155ZM179 222H174L175 224H179ZM223 222V223H224ZM227 222H229V223H227ZM26 223H27V221H26ZM35 223V222H34ZM76 223V224H77ZM99 223V221L97 222V224ZM172 223V222H171ZM232 223V224H231ZM230 223V225H232V226H235V222L233 223V220H232V222ZM237 223V222H236ZM39 224V223H38ZM37 224V225H38ZM47 224V223H46ZM75 224V225H76ZM104 224V223H103ZM158 224H160V223H158ZM170 224V223H169ZM177 224V225H178ZM187 224H189V223H186V225ZM217 224H215L216 226H217ZM26 225V224H25ZM28 225V224H27ZM30 225V224H29ZM44 225V224H43ZM78 225V224H77ZM94 225V224H93ZM183 225V224H182ZM182 225H179V226H182ZM185 225V226H186ZM221 225H223L222 223H221ZM229 225V228H231L232 226H230ZM264 225V224H263ZM262 225V226H263ZM61 226H62V224H61ZM64 226H65V224H64ZM67 226V225H66ZM101 226V225H100ZM99 226V227H100ZM104 225H102V227H103ZM161 226V225H160ZM159 226V227H160ZM185 226L183 225L182 227H184L185 228ZM191 226H190V228H191ZM207 226V227H206ZM224 226V225H223ZM228 226V225H227ZM226 226V227H227ZM254 226V225H253ZM259 226V225H258ZM26 227V226H25ZM24 227V228H25ZM45 227V226H44ZM50 227V226H49ZM98 227V228H99ZM146 227V226H145ZM153 227V226H152ZM170 227V226H169ZM168 227V228H169ZM172 227H173V225H172ZM182 227H178L177 229H179V228H181V229H183ZM218 227H220L221 228V226H218ZM248 227H249V229H248ZM27 228V227H26ZM46 228V227H45ZM89 228L90 227H88L87 229H86V231H89ZM92 228H94V226L92 227ZM188 233H189V231H190V229H189V225H188ZM191 228V229H192ZM197 229V226H196V230L195 231H199L200 229ZM211 228V230H212V227H210ZM260 228H261V226H260ZM259 228V229H260ZM28 229V228H27ZM49 229V228H48ZM97 229V228H96ZM147 229H148V227H147ZM154 229L156 230V228L154 227ZM219 229V228H218ZM228 229V228H227ZM23 230H25V229H21V231H23ZM44 230V229H43ZM43 230H42V232H43ZM68 229H66V231H67ZM151 230V229H150ZM150 230H148V232L150 231ZM155 230H152V232H151V235H150V238L148 239L149 241H150V243L152 242V240H154V242H155V239H153V238H155L154 236H152V235H154V231ZM194 230V229H193ZM233 230V229H232ZM235 230V229H234ZM262 230H264V229H262ZM18 231V230H17ZM34 231V230H33ZM69 231H71V230H69ZM69 231H67L68 233L65 235V236H67L68 237V235H70V237L68 238V240L66 241L67 242V244L65 245V249L67 250V249H71V248H73V249H75V247H77L78 246V242L80 241H78V238H80V236L77 238V235H78V233L80 232L79 230L77 231V232H74V233H72L71 234V232H69ZM90 231H91V228H90ZM93 231V230H92ZM159 230L157 229V232H158ZM178 231H180V230H178ZM187 231H185L186 233H187ZM200 231V232H201ZM221 230H219V232H220ZM230 231H231V229H230ZM1 232V231H0ZM184 232V231H183ZM184 232V233H185ZM192 232V231H191ZM225 232H227V230L225 231ZM254 232V231H253ZM253 232L251 233V235L253 234ZM19 233H20V231H19ZM56 233V232H55ZM84 233H85V231H84ZM96 233V232H95ZM98 233V232H97ZM105 232H104V234H106ZM156 233V232H155ZM229 233H231V232H228V234H226L227 236L228 235H230ZM233 233V232H232ZM261 234L263 233V232H260ZM6 234V233H5ZM16 234V233H15ZM26 234V233H25ZM46 234V233H45ZM79 234H83V233H79ZM87 234H89V233H87ZM103 233H101V234H96L95 235V238H96V236H98L96 239H93V235H92V239H91V236L89 237L90 239H91V246L90 247H93V248H95L96 247V244L101 240V238L103 237V236H105ZM141 234V233H140ZM157 234V233H156ZM167 234V233H166ZM165 234V235H166ZM182 234V233H181ZM194 234V233H193ZM197 234V233H196ZM200 234V233H199ZM198 234V235H199ZM202 234H204V232L202 233ZM241 234V233H240ZM42 235H44L43 233H42ZM64 235V234H63ZM90 235V234H89ZM119 234H118V236H120ZM186 235V237H184ZM192 234H183L182 235V239L184 240L183 242V244H180L179 243V245H181L182 246V248L181 249H183V248H185L184 247V244L185 243H187V242H189V240H190V237H191V239H192V236H191ZM197 235V236H198ZM232 235V234H231ZM242 235V234H241ZM107 236V235H106ZM169 236H170V234H169ZM203 236V235H202ZM202 236H200V237H202ZM206 236V235H205ZM234 236V235H233ZM33 237V236H32ZM31 237V238H32ZM44 237V236H43ZM48 237H49V235H48ZM62 237V236H61ZM84 237V236H83ZM88 237V236H87ZM87 237H85V238H87ZM108 238H109V236H107ZM106 237V238H107ZM147 237V236H146ZM230 237V236H229ZM10 234H9V236H6L4 239H5V241L7 242V241H9L10 240ZM45 238V237H44ZM63 238V237H62ZM62 238H60V239H62ZM114 238V237H113ZM157 238V237H156ZM166 238V237H165ZM165 238H163V240H164V242H165ZM170 238V237H169ZM185 238V239H184ZM255 238V237H254ZM258 238H260L259 236H258ZM14 239V238H13ZM17 239H18V237H17ZM88 239V238H87ZM111 239V238H110ZM115 239H116V236H115ZM138 239V238H137ZM197 239V237L195 238V240ZM219 239H221V238H219ZM245 240H246V238H244ZM251 239V238H250ZM23 240V239H22ZM85 240V239H84ZM94 240V242H92ZM103 240V239H102ZM113 240V239H112ZM111 240V241H112ZM161 240V239H160ZM200 240V239H199ZM240 240H242V238L240 239ZM260 240V239H259ZM45 241V240H44ZM104 241H105V239H104ZM108 241V240H107ZM145 241V240H144ZM170 241V240H169ZM182 241V240H181ZM197 241V240H196ZM196 241H195V243H196ZM202 241V240H201ZM201 241H198V243L199 242H201ZM219 241V240H218ZM218 241H217V243H218ZM236 241H237V239H236ZM250 241V240H249ZM257 241H258V239H257ZM10 242V241H9ZM37 242H39V241H37ZM36 242V244H38ZM40 242H42V241H40ZM54 242V241H53ZM56 242V241H55ZM82 242H84V241H82ZM82 242H81V246H82ZM103 241H101V243H102ZM108 242H110V241H108ZM154 242L152 243V245L151 246H154L156 243L158 244V242L156 241V243L154 244ZM205 242V241H204ZM221 242H223V241H219V243L220 244H215V245H218L217 246V251H215V252H217L216 254L218 255V254H221V253H223V252H221V250H223V249H220V248H222V247H224L223 245H221ZM240 242V241H239ZM245 242V241H244ZM43 243V242H42ZM46 243V242H45ZM57 243V242H56ZM147 243V242H146ZM234 243V242H233ZM258 243V242H257ZM261 243V242H260ZM259 243V244H260ZM6 244V243H5ZM28 244V243H27ZM40 244V243H39ZM38 244V245H39ZM103 244V243H102ZM108 244V243H107ZM106 244V245H107ZM120 244H122V243H120ZM206 244V243H205ZM223 244V243H222ZM24 245V244H23ZM29 245V244H28ZM41 246H42V244H40ZM44 245V244H43ZM55 245V244H54ZM101 245V244H100ZM99 245V246H100ZM104 245V244H103ZM148 245H149V242H148ZM219 245H221L222 247H220L219 248ZM236 245V244H235ZM25 246H27L26 244H25ZM36 246V245H35ZM46 246H48L49 247V244L48 245H46ZM98 246V245H97ZM151 246H149V247H151ZM186 246V245H185ZM206 246V245H205ZM254 246V245H253ZM14 247V246H13ZM23 247V246H22ZM28 247V246H27ZM38 247V246H37ZM36 247V248H37ZM48 247H47V249H48ZM110 247H111V245H110ZM109 247V248H110ZM178 247V246H177ZM179 247L177 248V249H179ZM40 248V247H39ZM55 248V247H54ZM61 248V247H60ZM85 247H83V249H84ZM99 248V247H98ZM96 249L98 252H99V249ZM106 248H108V247H106ZM105 248V249H106ZM108 248V249H109ZM112 248V247H111ZM122 248H120V249H122ZM195 248V247H194ZM200 249H201V247H199ZM234 248V247H233ZM256 248H258V247H256ZM16 249V248H15ZM23 249H26V248H23ZM42 249H43V247H42ZM46 249V250H47ZM51 249V248H50ZM49 249V250H50ZM77 249V248H76ZM115 249V248H114ZM144 249V248H143ZM143 249H139V250H136V251H138V253H139V251H140V253L142 254V252L143 251H145V250H143ZM166 249V248H165ZM198 249V248H197ZM200 249H198V251H199V253H200ZM29 250V249H28ZM33 249H31V251H32ZM45 249H43V251H44ZM45 250V251H46ZM53 250V249H52ZM81 250V249H80ZM107 250V249H106ZM124 249H122V251H123ZM2 251V250H1ZM30 251V252H31ZM96 251V252H97ZM111 252V249H109V250H107V252ZM121 251V250H120ZM119 251V252H120ZM126 251V250H125ZM195 251V253H196V249L194 250ZM197 251V252H198ZM242 251V250H241ZM29 252V253H30ZM40 252H42V250L40 251ZM47 252V251H46ZM59 252V251H58ZM95 252V251H94ZM108 252V253H109ZM193 252V251H192ZM208 252V251H207ZM214 252V253H215ZM260 252V251H259ZM3 253V252H2ZM32 253H33V251H32ZM43 254H44V252H42ZM66 254H68L67 252H65ZM64 253V254H65ZM71 253V252H70ZM103 253V252H102ZM106 253V252H105ZM137 253V254H138ZM147 253V252H146ZM179 253V252H178ZM195 253H193V254H195ZM202 253L204 254V252L202 251ZM209 253V252H208ZM213 253V254H214ZM236 253V252H235ZM239 253V252H238ZM10 254V253H9ZM8 254V255H9ZM17 254V253H16ZM36 254V253H35ZM42 254V255H43ZM48 254V253H47ZM63 254V255H64ZM65 254V255H66ZM73 254V253H72ZM93 254V253H92ZM95 254H99V253H95ZM104 254V253H103ZM110 254H113V253H110ZM126 254H127V252H126ZM125 254V255H126ZM169 254V253H168ZM168 254H166V256H168ZM180 254V253H179ZM198 254V253H197ZM196 254V255H197ZM207 254V253H206ZM239 254H241V253H239ZM258 255V253H256L255 252V255ZM71 255V254H70ZM75 255H77V254H75ZM75 255H73V257L75 256ZM122 255H123V253H122ZM145 255V254H144ZM200 255H201V253H200ZM199 255V257H201V256H204V255H201L200 256ZM212 255V254H211ZM216 255V256H217ZM222 255V254H221ZM220 255V256H221ZM236 255V254H235ZM234 255V253H233V255L232 256H235ZM251 255L252 254H250V258H251ZM19 256V255H18ZM24 256V255H23ZM37 256V255H36ZM47 256V255H46ZM49 256V255H48ZM47 256V257H48ZM54 256V255H53ZM72 256V255H71ZM114 256V255H113ZM165 256V257H166ZM215 256V255H214ZM219 256V255H218ZM231 256V255H230ZM248 257H246L247 258V260L249 259V255H247ZM15 257V256H14ZM20 257H22V256H20ZM19 257V258H20ZM43 257V256H42ZM46 257V258H47ZM62 257H64V256H62ZM66 258L68 257L69 258V256H65ZM93 257V256H92ZM94 257H96V256H94ZM109 257V256H108ZM120 257V256H119ZM126 257H128V256H126ZM194 258H195V256H193ZM198 257V258H199ZM209 257H210V255H209ZM225 257V256H224ZM30 258H32V257H30ZM30 258H24V259H30ZM41 258V257H40ZM44 259H45V257H43ZM59 258H60V256H59ZM104 258H105V256H104ZM112 258V257H111ZM139 258V257H138ZM143 258V257H142ZM145 258V257H144ZM173 258V257H172ZM171 258V259H172ZM198 258H195V259H198ZM211 258V257H210ZM215 258V257H214ZM252 258H253V256H252ZM256 258H258V257H256ZM260 258V257H259ZM36 259V258H35ZM42 259V258H41ZM76 259V258H75ZM92 259H94V258H92ZM123 259H125V258H123ZM150 259L152 260V258L150 257ZM195 259H194V262H195ZM216 259V258H215ZM222 259V258H221ZM260 259H262V258H260ZM21 260V259H20ZM26 260H23L22 262L25 264V261ZM32 260H33V258L31 259V260H27V263H28V261L30 262L31 261V263H33L32 262ZM43 260V259H42ZM56 260H58V259H56ZM62 260V259H61ZM74 260V259H73ZM79 261H82V259L80 260V259H78ZM78 260H74V263L73 264H80L79 263V261ZM88 260V259H87ZM105 260V259H104ZM108 260V259H107ZM113 260H116V259H113ZM147 260V259H146ZM155 260V259H154ZM154 260H152V261H154ZM212 260V259H211ZM214 260V259H213ZM251 260V259H250ZM256 260V259H255ZM263 260H264V258H263ZM262 260V261H263ZM1 261V260H0ZM7 261V260H6ZM44 261V260H43ZM46 261V260H45ZM50 261V260H49ZM106 261V260H105ZM144 261V260H143ZM150 261V260H149ZM207 261V260H206ZM217 261H218V259H217ZM3 262V261H2ZM53 262V261H52ZM51 262V263H52ZM89 262V261H88ZM91 262V261H90ZM215 263H217L216 261H214ZM247 262H249V260L247 261ZM246 261H245V264L247 263ZM256 262V261H255ZM260 262V261H259ZM18 263H21L20 261L18 262ZM56 263V262H55ZM83 263V262H82ZM92 263H93V261H92ZM105 263V262H104ZM114 263V262H113ZM153 263V262H152ZM190 263H193V262H190ZM208 263H210V262H208ZM214 263V264H215ZM244 263V262H243ZM250 263V262H249ZM248 263V264H249ZM253 263V262H252ZM264 263V262H263ZM30 264V263H29ZM35 264V263H34ZM59 264H60V262H59ZM95 264H101V260H96V263ZM110 264V263H109ZM211 264V263H210ZM212 264H213V261H212ZM255 264V263H254ZM259 264H261V262L259 263Z\"/></svg>",
	"mask_w": 264,
	"mask_h": 264
}]
</instances>
